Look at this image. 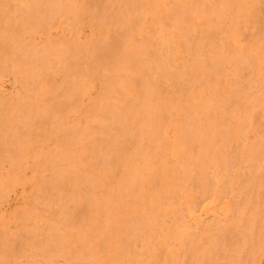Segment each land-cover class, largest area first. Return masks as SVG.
Instances as JSON below:
<instances>
[{
	"label": "rangeland",
	"instance_id": "rangeland-1",
	"mask_svg": "<svg viewBox=\"0 0 264 264\" xmlns=\"http://www.w3.org/2000/svg\"><path fill=\"white\" fill-rule=\"evenodd\" d=\"M59 1L61 2V4L58 5V3H60ZM63 1H64V3H63ZM69 1H70L69 2L70 5H67L68 4V0L66 2H65V0H57L56 2H55V0H50V1L49 0H0V117H2V115L4 117V118L0 119L1 120L0 122H2V123H0V133H1L0 134V140H1L0 141V144H1L0 145V157L3 156V157L0 158V162L2 161V159H3V161H6L8 155L10 156L8 159L12 158V156H11L13 154V151L12 150H15V147L19 146L20 142L21 143H25L26 144L25 147H27L26 149H24V145L25 144L24 145L21 144L20 147H18V149L20 148L22 150H20V149L18 150L16 148L17 151H19V152H17L15 150L14 152L15 153L17 152L18 154L15 155V156L13 155L14 156L13 157L14 159L12 158V160H15L16 163H12V160L11 161L8 160V161H10V163H12V164H10L7 161V163H9L12 166H10V167L7 166L8 164L6 162H4V164H3V161H2V164H1L2 166H0L1 167L0 168L1 169L0 170V173H1L2 177H3V179H4V180L1 179L2 177L0 176V187H1L0 188L1 189V191H0V264H48V263L49 264H61V263L62 264H69V263L70 264H73V261H74V264H78V263L79 264H90V262H91V264H95V263L96 264H98V263L99 264H103V263L105 264V261L108 262V263L110 261L111 264H115L116 262H117V264H121L122 262H123L122 264H134V263L135 264H141V263L142 264H145V263L146 264H154V262L152 260H154L156 264H158V263L159 264H168V263L169 264H178V263L179 264H221V263L222 264H227V263L228 264H232V263L233 264H237V263L238 264H264V155H263L264 154V139H263L264 137H262L264 135L261 134V132L264 131L263 130L264 129V123L260 125V123H262L263 122V119H264V117H263L264 114H261L262 112L264 113V111H263L264 110L263 109V106H264V92H263L264 91V89H263L264 87L263 86L264 85H261L262 82L264 83V80H263L264 79V70H263L264 69V0H220V1L219 0L218 1L217 0H193V1L192 0H184V1L183 0H173L174 2L172 0H169V1L168 0H165V1L164 0L163 1L162 0H159V1H157L158 3L156 2V0H153V1L152 0H140L139 2H138V0H126L129 3V5H127V3H126L125 0H69ZM96 1H97L98 4H95ZM123 1H125L124 2L125 4H121ZM161 1H162V3H161ZM196 1H197V3H194ZM50 2H53V3L55 2V3L53 4V3H50ZM99 2H101V4ZM142 2H143V4H142ZM144 3H145V5H144ZM150 3L152 5L154 3V7L151 6ZM192 3L194 5L197 4L195 6V8H194V5ZM71 4L73 5V7L75 6L74 7L75 10L76 9L78 10V11L76 10L77 14H76L75 10H73V7H72ZM132 4H133V8L131 6ZM184 4H185V6H184ZM189 4H191V6ZM54 5H56V7H54ZM61 5H63V7H61ZM95 5H96V7H95ZM123 5H125V6L123 7ZM164 5H167V6H165V8L170 9L169 10L170 12L168 11L169 14L165 12L166 13L165 15H167L166 17H164L165 16L164 15V10L162 8V7H164ZM198 5H200V6H198ZM69 6H71V7H69ZM106 6H107V8H106ZM121 6L124 8L123 10H125V11H127L129 9L131 11L132 10L134 11V10L137 9V11H140L141 14L139 12L134 13L135 11L133 12L135 14V16L130 11L129 12L127 11V13H126V12H124L122 10V7ZM126 6L129 7V8L127 9ZM136 6H137V8H136ZM174 6H177V9ZM223 6H224V8H223ZM57 7H60L61 10L59 8H57ZM183 7H185L187 10L189 8V11L188 12H191V10H192L191 8H193V10H198L197 13H195V14H198V13L199 14L198 15H195L194 12H193V10H192V12H191L192 13V15H191L192 17L190 18L189 16H190L191 13H188L187 12L188 13L187 14L188 15V19H187L188 21L184 20V21H182L183 22V24H182V22H181L182 18L184 16H187V15H184L183 14V13L186 12L185 11L186 9L185 8L183 9ZM58 9H59V11H58ZM88 9H90V10H88ZM96 9L99 10V11H96ZM152 9H155L153 11V14L155 13L154 14V17L152 16L153 14L151 13ZM171 9H173V11L176 12V14L173 12L175 14V16H174V14L172 15ZM200 9H201V12H203L202 14L199 11ZM141 10L143 12L145 10H147V12H144L145 14H143L141 12ZM82 11H84L85 17L83 16V14H82V16H79L78 15V14H81ZM89 11H91V13ZM100 11H102V12L100 13ZM115 11H117V12L119 11L118 13H121L120 15H122V14L125 13L124 14V18H123V15L122 16H119V14H115V13H117ZM79 12H81V13H79ZM85 13L86 14L88 13L89 15L92 14L95 20L93 19L92 15L89 16L90 17L89 18L88 17V14L86 15ZM138 13H139V15H137ZM113 14L115 15V18L113 17ZM76 15H78V17ZM116 15L119 16V17H122V18H116L117 17ZM131 15L134 16V17H136V16H138V17L135 20V18L133 19V17H131ZM144 15H145V17H142ZM161 15H163V18H165L164 20H162L163 18L161 17ZM176 15L179 16V19H178V17ZM202 15H203V17H202ZM172 16L174 18H172ZM194 16L198 17V19H196V17L193 18ZM79 17L81 18V24L75 25L76 22L77 23H80V20L78 21V20L75 19V18L80 19ZM82 17L84 19H82ZM167 17L168 18L171 17L172 19L170 18V20H169ZM105 18H107V19H105ZM128 18H130V20ZM143 18H145V19H143ZM159 18H160V20H159ZM110 19L111 20L112 19H115V21L114 20L113 21L114 22L117 21L116 23L119 22L118 23V26H117V24L114 25V22L110 21ZM139 19L141 20L140 22H139ZM173 19H175V20H173ZM176 19H178L181 23L178 20L176 21ZM82 20H83V22H82ZM122 20H123V22H122ZM125 20L126 21L128 20L127 21L128 25H126V21ZM134 20H135V23H134ZM165 20L168 21L169 23L166 22ZM201 20H202V22H201ZM62 21H64V22H62ZM65 21H67V22H65ZM106 21L108 23H106ZM124 21H125V24H124ZM136 21H138V22H136ZM74 22H75V24H74ZM175 22H178L177 23V27L175 26L176 25ZM219 22H221V23H219ZM70 23H72L74 26H77V27L73 30L74 26L72 24H70ZM98 23H99V25H98ZM121 23H122L123 26L121 25ZM129 23L131 24V26H130ZM161 23L163 25H161ZM186 23H188V24H186ZM189 23H191V24H189ZM67 24H69V25H67ZM184 24H185V26L183 27ZM113 25H114V28L115 27H117V28L111 29V27H113ZM124 25H126L127 27L126 26L124 27ZM136 25H139L140 27H142V28L139 27V32L140 33L137 31L138 30V26H136ZM171 25L173 26V28L170 29ZM68 26H69V28H68ZM135 26L137 28H135ZM194 27L195 28H198V29H194ZM120 28H121L120 31L122 32V34L125 37L127 36L126 34H128V36L126 38L127 39V42L130 39H132V43H133V41H136L137 42V43H135L136 45L133 43V45H130L131 48L129 47V45L125 49L124 48H118L117 49L118 52L120 50V53H123V54L116 53L117 52V50H116L115 53H111L110 55H107L106 54L105 57L103 56L104 59L101 58V56H102V54L104 52L102 50V47H104L106 45V43L109 42L108 40H110L111 38L114 37V35L116 34V32ZM152 28H155V29L152 30ZM145 29L146 30L149 29V30L146 31ZM175 29H178V30H175ZM112 31H114V32H112ZM143 31H146V34H147L146 37H144V33L145 32L143 33ZM148 31H150V32L152 31V32L149 33ZM173 31L174 32L177 31L179 34H177V32L174 33ZM192 31L194 32V34H193ZM125 32H126V34H125ZM131 32H132V35L130 34ZM108 33L110 35H108ZM98 34H99L100 39H101L100 40V43H102V41L104 40L103 41V44H101L102 46L101 45L99 46L100 48L99 47H96V46H98L100 44L99 43V39H98V41L95 40L98 43H94L95 42L94 39H97L96 37H98ZM154 34H155V36H154ZM185 34H188L189 35V36L186 35L189 40L187 39V37L185 36ZM17 35L18 36L21 35L20 37H22V36L23 37L22 38L18 37L16 39V36ZM101 35H102V37H101ZM133 35H135V36L133 37ZM90 36H91V38H90ZM108 36L109 37L112 36V37L109 38ZM153 36H154V38H152ZM156 36H157V38H155ZM205 36H206V38H205ZM165 37L166 38H169V39H166ZM10 38H11V40H10ZM49 38H50V40H49ZM106 38H109V39H106ZM224 38H225V40H223ZM18 39H21V40L18 41ZM74 39H75V41H74ZM206 39H207V41H206ZM16 40L18 41V43H17ZM47 40H49L48 41V43L50 42L49 44H51V42H53V44H51V45H49V46L46 47V44L48 45V43H46ZM182 40L184 41V43H182L183 42ZM58 41H60L59 44H58ZM69 41L71 43H69ZM76 41H77V43H76L77 48H76V45H75V42ZM88 41L90 43H86L84 45V43L85 42H88ZM123 41H125V38L123 39ZM54 42H56L57 44L54 43ZM78 42H79V44H78ZM174 42H176V43L174 44ZM187 42H190V43H187ZM132 43L130 41L127 44H132ZM141 43H144L143 46H142ZM88 44L89 45L92 44V48H91V45L88 47L87 46ZM224 44H226V45H224ZM52 45H54V47H56V48L63 46V47H61L63 49L60 50L61 48H58L56 50V48L55 49L54 48H50V47H52ZM56 45H58V46H56ZM78 45H80V46H78ZM137 45L141 46L142 48H140L139 46L137 47ZM182 45L183 46L185 45V48L186 49L183 48ZM25 46H26V48H25ZM66 46H69V47L71 46V47L69 48V47H66ZM84 46H86V47H84ZM144 46H145V48L148 49L147 51H145ZM174 46H175V48H174ZM19 47H20V50H19ZM22 47H24V49ZM33 47H34V49L31 50ZM48 47H49V49H48ZM64 47H65V49L67 48L66 51L69 49V52L67 51L68 54H67L66 51H64ZM72 47H73V49H72ZM78 47H79V49H78ZM153 47L155 48L154 50H153ZM89 48H91L92 51ZM132 48L134 49V53L131 52V51H133ZM150 48L153 51H155V52H153L152 50H150ZM224 48H226L225 49L226 52H225ZM38 49H40V50H38ZM54 50H56L57 53ZM58 50L60 52H58ZM83 50H86V51H83ZM98 50H100V51H98ZM219 50L221 52H223L222 53L223 55H226V56H223V57L226 58V63L224 61L225 59L222 62V58L223 57H222V54H221V52ZM30 51H32V52L30 53ZM63 51H64V54H63ZM101 51H103L102 54H101ZM137 51L142 52L143 54H141V53H139ZM157 51H159V53H157ZM182 51H183V53H182ZM34 52H37L38 54H36ZM43 52H45L46 55L43 54ZM46 52L47 53L51 52L50 54L53 53L52 55H54V56L55 55L56 56L58 55L59 57H54L52 55L48 56V54ZM97 52L98 53L100 52L98 54V57H97ZM130 52L132 54H135V57H137V58H135L132 54H131L132 57L130 58L129 57L130 56ZM144 52H147L148 54H146V56H145V53ZM40 53H42V55L44 57L41 58L40 57L41 56ZM78 53H80V54H78ZM95 53H96V55H95ZM188 53H190V54L188 55ZM215 53H217L218 56L220 55L219 56L220 59H219V57ZM23 54H25V55H23ZM31 54H32V56H31ZM76 54H78V55H76ZM113 54L115 55V57H114ZM117 54H119V56H117ZM136 54H138V55H136ZM139 54H140V56H139ZM152 54H153V56H152ZM170 54L172 56H170ZM104 55H105V52H104ZM124 55H127V56L124 57ZM30 56L33 59H35L36 61H33V59ZM34 56H35V58H34ZM45 56L46 57L48 56L47 57L48 59ZM64 56H66L67 58L66 57L64 58ZM83 56L85 57V59H86V56H87V59H88V60L87 59L86 60L84 59L85 64H84V62L82 60L84 58ZM235 56H236V58H235ZM239 56L240 57L242 56L241 57V60H240L241 62L239 61V59H240V58H238ZM95 57H96V59H95ZM133 57L136 60L138 59L139 62H141L140 63L141 66H139L141 68H137L139 63H138V61L136 62L137 65L134 68L135 69H140V71L137 70L136 73H133L135 71H133L132 69H129V67H128V65H129L128 63L130 62V60ZM227 57H229V58L227 59ZM232 57H234V58H232ZM36 58H39V60L41 59L40 60L41 64L38 63V61H37L38 59H36ZM51 58H53V59H51ZM54 58L55 59L57 58V59H60V60L53 61V60H55ZM79 58L81 59V61H80ZM105 58H106V61H105ZM107 58H108V60H107ZM115 58H117V59H115ZM167 58L171 61L172 67L175 69V70L173 69L174 70V73L177 74L176 76H174V78L169 79L168 80L169 82L167 81L168 84L170 83L172 85V86H170V88H171L170 90L172 91L171 92L172 94L170 93V95H171L170 98L171 97L172 98L168 100V103H169L168 106H169V108L167 110L168 113H166V114H168L166 116V120H168V118H169V120L172 121V123H169V124H171V126H169V124H167V126H166V124L165 125H161L160 124L158 126V130L156 129V131L154 133H152L151 131H149L150 130V128H149L150 126H148L149 125V119H150L151 116H153L155 110L157 111V109H156L157 107H158V110L160 109V111L162 113V109H161L162 106H159L157 104L160 103V105H163V101L162 102L160 101V98L158 97V94L160 93L161 96H162L164 93H167V90L168 89L166 88V85H168V84H165L166 81H163V79L161 78L162 76L160 75V73L162 74V72L157 71L159 68L157 69V67H154L155 70H153V69H150L149 70V67L150 68H153L149 64L152 65V64H155L156 63V60H157V63H158V60L160 62L161 59L163 61L164 59L167 60ZM191 58H192V60H191ZM237 58H238V60H237ZM46 59L48 60V62H47ZM61 59H63V60H61ZM74 59H75V61L78 64L74 61ZM76 59H78V60H76ZM128 59H129V61H127ZM148 59L149 60L152 59L151 61L154 62V63H152ZM231 59L233 60V62L231 61ZM69 60H71V62ZM123 60L124 61L126 60V63ZM172 60H174V61H172ZM227 60H229L228 61L229 64L227 63ZM29 61L30 62L33 61V62H31L32 64L30 63V65H29ZM66 61H68V63L70 62L69 64L67 63V65H69V67L65 64ZM119 61H121V62H119ZM242 61L243 62L245 61V62L243 63ZM21 62L23 64H20ZM35 62H37V63H35ZM51 62L54 65H52ZM53 62H55V63H53ZM56 62H59L60 64H57ZM100 62H101V64H98ZM111 62L113 63L114 66H117L116 68H119L120 67L119 68L120 71L122 70L123 72L122 71L121 72L120 71L118 72L119 69L116 70V68L114 66H112V63ZM123 62H124V65L127 66L126 68H128V70L127 69H124L125 66L122 65ZM261 62H262V64H261ZM109 63H111V65ZM145 63L146 64L148 63V64L146 65ZM219 63H223V66H221L222 64L221 65H218ZM242 63H243V65H241ZM258 63H260L261 66L263 65V67L259 66V68H261V69H258V66L257 65H260ZM34 64L35 65L36 64L37 65L40 64L39 68L37 67V65L35 66ZM46 64H47V66L49 65L47 67L48 70L47 69L46 70L49 71L51 69L48 73H47L46 70H44V68H46ZM55 64H56V66H55ZM81 64H83V66ZM104 64L106 66L107 65L108 66L106 67ZM239 64H240V66H239ZM19 65H22V66L20 67ZM31 65L33 66L32 67V69H33L32 72H31L32 69H30L31 68L30 67ZM41 65H44L45 67L43 66L44 68H41L42 67ZM51 65L53 67H55L56 69L53 68V67H51ZM57 65H58V67H57ZM78 65H79L80 68L79 67L77 68ZM97 65H99V67ZM100 65H101V68H100ZM235 65L236 66H239L238 68H240V67H243V68L242 69L241 68L240 69H237V67ZM255 65H256L257 69L259 70V71L257 70L258 72L256 70H254V69H256L255 68ZM93 66H94L95 69L93 68ZM96 66H97V68H96ZM233 66H235L236 68L233 67ZM49 67H51V68L49 69ZM64 67L68 68V69H65V73H63ZM73 67H74V69H73ZM90 67H91V69L93 68L92 71H91ZM20 68H22L23 70L21 69L20 71H18ZM25 68L28 69V70H26ZM16 69H17V71H16ZM36 69L41 70V71H38L39 73L34 72V71H37ZM53 69L55 70V73H54V70ZM97 69L99 71H101V72H99ZM141 69H143L145 71H143V70L141 71ZM196 69H199V70H196ZM235 69H237V70H235ZM73 70H75V71H73ZM114 70L117 71L116 72L117 74L114 73L115 72ZM201 70H202V72H200ZM23 71L24 72L27 71V72L24 73ZM43 71H44V73H43ZM72 71L74 73L73 76L75 77L74 80L77 78V81L79 79V80H81V82L80 81L76 82V80H75L76 84H75V82L73 84V80L71 79V78H73V76L71 77V74H73ZM77 71H79V72L81 71V77L85 73L82 78L80 76H78V72ZM107 71L110 74L114 73V75H111L110 76V74ZM124 71H125V73H124ZM128 71H130V75L126 74V72L128 73ZM138 71H139V73H138ZM155 71H157L158 73H155ZM179 71H182V73L180 74ZM22 72H23V74H22ZM30 72H31V74L29 75ZM50 72H51V74H50ZM67 72H68V74L70 72V74L68 75ZM147 72H149V73H147ZM150 72H151V74H150ZM193 72H195V73H193ZM203 72H204V74H203ZM250 72L252 74H254L255 76L252 75ZM254 72H256V73H254ZM18 73H20V75L22 74V76L20 77L18 75ZM35 73H37V75ZM40 73H42L43 75L46 74V75H44L45 77H42L43 75L40 74ZM75 73H76V76H75ZM106 73L109 75V77L107 76ZM192 73L194 75H196V77L194 75H192ZM219 73H222L221 74L222 76ZM260 73H261L262 76L260 75ZM38 74H39V77H38ZM48 74L51 77V79H50V77L48 76V79L49 80L46 78V76ZM62 74H63V76H62ZM66 74L68 75L67 78H66ZM118 74H119L120 77H123L125 75H127V76L125 77V79H124V77L123 78H119V76L117 78L116 75H118ZM157 74H158V77H157ZM256 74H258V75L261 76V78L259 79L260 81L258 80V77L259 76L256 75ZM27 75H28V77H27ZM40 75H41V77H40ZM93 75H94V77H92ZM121 75H123V76H121ZM131 75H134V76H132L133 79H132ZM135 75H137V76L140 75V76H138V77L136 76V78H135ZM148 75L150 77H148ZM185 75H186L187 78H185ZM141 76H142V78H144V76H146L145 77V81H147L146 78L147 79L149 78L148 81L151 82L150 84L153 83V85H150L148 82H145L144 79L142 80V78H140ZM159 76H160V78H159ZM191 76L194 77V78L193 79L190 78ZM62 77H63V80H62ZM69 77H70V79H68ZM19 78L22 79L23 81L20 80L21 81L20 82L19 81ZM35 78L36 79L40 78L39 79V82ZM89 78H91V79H89ZM126 78H127V80H126ZM200 78H202V79L204 78V79L201 80ZM44 79H47V81H45ZM111 79H113V80H111ZM188 79H190V80H188ZM254 79H255V81H258V83L260 84V86H259L258 83L256 85V83L254 82ZM64 80H65V82L67 80V82L71 84V85L69 84L70 87L68 86V83L67 82H66L67 85H65ZM103 80H105V81L108 80V82H110L112 85L110 83H108V82H105V81L102 82ZM156 80H160L158 82L159 84H157V81ZM171 80H173V81H171ZM184 80H185V82H184ZM197 80H198V82H197ZM250 80H252L251 82H254L255 83L257 89H256L255 85H253L254 83L251 84L249 82ZM84 81H85V85H87V88L83 84ZM113 81H115V82L117 81V83H118V81L119 82L122 81L121 84H120V87L122 86L124 88V90L121 89V88H119V87H117V83H114ZM129 81H130V83H129ZM137 81L140 82V83L143 82L145 84L142 83L139 86L140 83H138ZM192 81H193V83L195 85L192 83ZM43 82H44V84L42 85L41 83H43ZM60 82H62V83L60 84ZM124 82H126V83H124ZM188 82H189V84H188ZM247 82H249L250 85H251L250 86L248 84L249 85L248 88H253V87H255V88H253L252 90L251 89L250 90L249 89L247 90L246 89V87H247V84L246 83ZM103 83H106L107 85L106 84L104 85ZM154 83L157 85V87H155ZM197 83H198V85H197ZM147 84H149V85H147ZM245 84H246V86H245ZM61 85H63V86L65 85V86L63 87ZM79 85L80 86H83L84 89H82V87L79 88ZM132 85H133V87H132ZM23 86H24V88H23ZM118 86H119V83H118ZM258 86H259V88H261V86H262V88L259 89ZM26 87H27V89H25ZM67 87H69V88H67ZM90 87H91V89H90ZM112 87H114V89H112ZM46 88H48L49 90L51 89V90L49 91ZM60 88H63V92L64 93H66V91L69 89V91L67 92V96H66L65 99H64V97H62V94L63 93H62V89H60ZM72 88H74V89H72ZM108 88H110V89H108ZM193 88L195 90H197V91L193 90ZM241 88H243V89H241ZM174 89H175V91H174ZM225 89H226V91H225ZM38 90H39V92H38ZM45 90H46V92H44ZM52 90H53V96L52 95H49V94H52V92H51ZM114 90H115V93H114ZM122 90H123V93H122ZM189 90H191V91H189ZM218 90H220V91H218ZM261 90H262V93H261ZM25 91H27L26 94L28 96L20 97V95L22 93H24ZM48 91L51 92V93H49ZM107 91H108V93H106ZM109 91H111V92H109ZM213 91H215V92H213ZM230 91H231L232 94H230ZM255 91L260 92V93H255ZM130 92H132V93H130ZM155 92L156 93L158 92V93L155 94ZM194 92H198V93H194ZM251 92L254 94V97H256V99H257V101H256V99L254 98L253 104L257 105L259 103L258 106H255V105H253L250 102L251 99H253V96H252V93ZM44 93L45 94L47 93V94L46 95H42ZM116 93H117V95H116ZM190 93H191V95L193 97H191ZM218 93H219V95H218ZM26 94H23V95H26ZM38 94H39V96H38ZM58 94H60V95H58ZM120 94H121V97H120ZM207 94L208 95L211 94V95L208 96ZM257 94L260 97L257 98V96H258ZM23 95H21V96H23ZM65 95L66 94H64V96ZM69 95H70V98H69ZM105 95H106V97H105ZM149 95L152 96V97H149ZM156 95H157L159 101L157 100ZM195 95H196V97H195ZM212 95H214V96H212ZM261 95H263L262 96L263 98L261 97ZM37 96L39 98H40V96L41 97L43 96V97L40 98L41 100L40 99L37 100L38 99ZM44 96H45V98H44ZM72 96H73V98H71ZM82 96H83V98H82ZM108 96H109V98L111 97V100L108 99ZM142 96H143V98H142ZM18 97H20L21 99H17ZM48 97H50L51 99H53V98L56 99V97H58V99L59 98L61 99V97H62L63 99H61V102H63V104L62 105L60 104L61 103V102H59L60 99H59L58 102L54 99L56 105H55V103L54 104L52 103L53 104L52 105L51 103H48L47 102V99H50ZM101 97H102V99H101ZM114 97H115V99H113ZM205 97H209L210 100L208 98L207 99H208V101H211V102L207 103ZM214 97H216V99ZM24 98L26 100H24ZM28 98H29V100H28ZM43 98L45 99L44 101L46 103H48L47 106L45 105L46 103H44L42 101ZM67 98H69L70 101ZM74 98H75V103L73 102V99ZM91 98L93 100H91ZM119 98L120 99L122 98V100H120ZM123 98L126 99V101H125L126 103H124V101H123L124 99ZM149 98H150V100H149ZM154 98H156V99H154ZM196 98H199V99H196ZM249 98H251L250 101H249ZM51 99H50L49 102H52ZM99 99H101L102 101L101 100L99 101ZM106 99L109 100V101L108 102L107 101L105 102ZM202 99L203 100L205 99L204 102H206L205 104H208V105L204 106L203 105L204 103H203V100ZM258 99H259V102H258ZM18 100H21V102H23V103H21V102L19 103L18 102L19 104H17V101ZM35 100L40 101V102H37L36 101L37 102L36 103ZM64 100L66 102L65 104H67V105L69 104L70 106L69 105L68 106L66 105V107H65ZM95 100L98 101V102H95ZM156 100H157V102H156ZM198 100H200L199 101L200 106L201 105L203 106L202 109L203 110L205 109V113L202 112L203 111L201 109L202 106L200 107L199 106V103L196 102ZM25 101H28L29 104H28V102H25ZM90 101L93 104H90ZM132 101L135 102L137 104V106H135L136 105L135 103L133 104L134 105L133 106L132 105V103H133ZM188 101H190V102H188ZM254 101L257 102V104L254 103ZM30 102H31V104H30ZM42 102L44 103L43 105H42ZM77 102H78V104H77ZM152 102H154L155 104L154 103L151 104ZM187 102H188V104H187ZM35 103H36V105H35ZM58 103H59V105H61L60 107H58ZM70 103L73 104V105H76V106H73ZM108 103H110L109 106H108ZM210 103L212 105H210ZM248 103L251 104V105H253V106H255V107H257V108L254 109V107H253L252 110H251L250 109L251 108L250 107L251 105L249 106ZM1 104H3V105H1ZM15 104H17L19 106L15 105ZM94 104H96V106ZM148 104H150V106ZM189 104H190V106H189ZM12 105L14 106V108H17V109L14 110V108L12 107L13 110L10 111L9 110V107L11 109V106ZM25 105L28 106L29 111H27V106H25ZM33 105H35V107ZM78 105L81 106V107H79ZM92 105L95 106V108H97V110L94 109L92 107ZM102 105L104 107L106 106L105 109H104V107H102ZM195 105H197V107ZM209 105H210V107H208ZM15 106H17V107H15ZM29 106H32L33 107L34 112L39 107L41 108V106L42 107L45 106V108L43 107L44 109L41 108L42 111L45 110L46 113L49 111L50 114L47 113L46 115L49 114L48 116H51L53 118L56 117L55 116V113L58 115L60 111L61 112L63 111V112L61 114L62 116L59 115V117L57 116L54 119L53 118L51 119V117H49L50 118V120H49L48 116H46L47 118H45V116H44L45 113L44 112H41V110L39 112V109L40 108L37 110L38 113H41L42 114V115H39L40 117L38 115H35L34 116V114L36 112L32 115V111L33 110H31L32 107L30 108ZM55 106H56V108H55ZM71 106H73L72 109H70ZM130 106L135 107V108H131ZM57 107H58V110H57ZM74 107H76V108L73 109ZM89 107H91V108H89ZM187 107L190 108V109H188ZM34 108H36V109H34ZM50 108H51V110H49ZM60 108H61V110L59 111ZM193 108L196 109V110L195 111L192 110ZM247 108H249V111H251L250 112L251 115L249 114V111H247ZM5 109H7V110L4 111ZM19 109L21 111L22 110H24V111L21 112ZM52 109H54L53 110L54 111V116L52 114L53 113ZM69 109L70 110H76L77 112L75 111V113L73 114L72 112H74V111H70ZM178 109H180V110H178ZM198 109L200 111H198ZM16 110L18 111V113H14V112H17ZM30 110H31V112H30ZM258 110H261L260 111L261 113ZM7 111H9V113L10 112L11 113L13 112L12 114H15L16 116L15 115L11 116V113L10 114L9 113H6ZM25 111L28 112V116H29V113H30V118L27 116V114H25ZM56 111H59V112H56ZM99 111H101V112H99ZM245 111H247L248 113L245 112ZM19 112H21L22 114L19 113ZM66 112L68 114L71 113L70 116L69 115H66ZM95 112H96V114H94ZM157 112H159V111H157ZM199 112H201L202 114L199 113ZM4 113L7 114V116H4L5 115ZM23 113L25 115H23ZM127 113H129V115ZM134 113H135V116H134ZM143 113H145V114H143ZM196 113H197L198 116L196 115ZM258 113L260 114V117H259ZM91 114H92V116H91ZM118 114H119V116H118ZM246 114L247 115L249 114V115L248 116H245ZM183 115H185L184 118H182ZM199 115H200V117H199ZM202 115L205 116L206 118L203 117ZM253 115L255 117H253ZM24 116H25V119H24ZM66 116L67 117L69 116L70 118H67L66 121L62 120L63 118L66 119ZM71 116H72V118H71ZM8 117H10L9 120H11V118H12L13 123L17 121L16 123L13 124L14 127L13 126L11 127V128H13L12 129L13 131L11 130L10 127L7 126L9 123L12 125V121H9V120L7 121V118ZM18 117L20 119H21V117H23V118L20 121V119ZM32 117L35 118V120H32L31 121V118ZM37 117L40 118V119H38V121H36V118ZM249 117H253V118H251V120H250ZM5 118H6V120H5ZM41 118H43L44 120L43 119L41 120ZM57 118L60 121H57ZM200 118H203V119L201 120ZM204 118L206 119V121L204 120ZM257 118H259V119L257 120ZM14 120H16V121H14ZM28 120L31 122L32 126H31V124L29 123ZM51 120L54 121V122L57 121L59 127H58L57 123H54ZM6 121H7L8 124L3 123V122H6ZM22 121L23 122L26 121V122L23 124ZM33 121L35 123L37 122V124H36L37 126L36 127L39 128L38 129V131L40 130L39 132H37L36 129H34L35 128V123H32ZM62 121H63V123H62ZM85 121H87V122H85ZM192 121H194V122L192 123ZM65 122H68L69 123V124L66 123V125H69L70 126V129L72 131L71 130L68 131L69 130L68 129L69 126L67 127V130H66V126H64V128H65L64 129V133L65 134H64L63 131H61V130H63L62 125ZM83 122H85V123L83 124ZM137 122H138V124H137ZM203 122H204V124H203ZM255 122H256V124L258 123L259 126L258 125H253V123L255 124ZM26 123H28V124L26 125ZM42 123H43V127L45 126L43 131L46 132V133L41 132V130H42ZM51 123H52V125H51ZM53 123L57 126L56 129L59 128L58 130H55V128H54L55 125ZM59 123H62V124L60 125ZM17 124H19L18 126H20L21 129H20V127H17ZM48 124H49L48 128H50V129H47V125ZM174 125H178L180 128H182V130H184V132H186V134L185 133L183 134L184 135V138H185V141H186L185 144H184V146L185 145L186 146L185 147L183 146L182 147L183 149L180 148L181 154H178L179 155L177 157L178 159L177 158L174 159L173 156L171 155V152L173 153V149H171L170 147H167L168 146L167 144H169V143L171 144L175 140V138H173V137L176 136L175 135L176 134V130H175ZM191 125H193V126L195 125V126L193 127ZM60 126L62 127V129H61ZM81 126H83V127H81ZM141 126H143L146 129L144 131V134H143L144 136L142 135L139 138V140L137 139V141L136 140H134V141H128V137H126V136L128 134H130V132L133 133L132 130H134L135 128L141 127ZM162 126H163L164 129L162 128ZM189 126L190 127H193V128H190ZM198 126L200 128H202L203 130L197 129ZM29 127H31V128H29ZM52 127L54 129L51 130ZM71 127L73 129H75V130H73ZM80 127H81V129L82 128L83 129L81 130ZM262 127H263V129H262ZM16 128H17L18 131L15 130ZM2 129H6V131H7L8 134L6 133V131L4 132V130H2ZM22 129H23V132L24 133L21 132ZM46 129L48 131H46ZM78 129H80V130H78ZM89 129L92 130V131H90ZM165 129H166V131H165ZM191 129H193L194 131L193 130L191 131ZM10 130H11V132H10ZM19 130H21V131H19ZM50 130H51V133L50 134H54V133L57 132V134L59 135V137L57 136V134H55V136H57V137H54V135L53 136H50V134H48V132H50ZM58 131L60 133H58ZM79 131H81V132H79ZM126 131H128V132H126ZM259 131H261V132L259 133ZM17 132H19L21 134L17 135L18 134ZM66 132L67 133L69 132V134L71 132H74V133H71L70 135L75 134V135H72V136H74L73 137V139H74L73 142L74 143L76 142V144H78L77 147H75L76 144H74V143H73V146L74 147L72 146V143H71L72 142L71 141L72 139L70 140V138H69V137H72V136H69V134H67ZM75 132L78 133V134H76ZM191 132H193V133H191ZM22 133H23V135H22ZM26 133L29 134V137L26 136L27 138L26 139H23V138H25L24 136H25ZM79 133L82 135V137H80L81 135H79ZM196 133H197V136H196ZM3 134H4V137L2 136ZM15 134H16V136H15ZM46 134H48V135H46ZM5 135H6V137H5ZM45 135L48 136V137H45ZM194 135H195V137H194ZM17 136H20V137H18V138H20V140L16 139ZM62 136H65L67 139H65ZM147 136H148V138H147ZM151 136L153 137L152 141L153 142L155 141L154 143H155V145L158 144V147L155 146L153 144V142H151ZM11 137H13L14 140ZM33 137H35L34 140L37 141L36 146L34 144V141L31 142L32 141L31 138H33ZM42 137H44L45 139L42 138ZM51 137L53 138V140L51 139ZM60 137H62V138H60ZM28 138H29V140H28ZM46 138L47 139L49 138V139L47 140ZM83 138H84V140H83ZM9 139L10 140L12 139L14 142L10 141ZM92 139H93V141H91ZM171 139H172V141H171ZM17 140H18L19 143L17 142ZM25 140H26V142H27V140L29 141V142H27L29 146H27V143L24 142ZM38 140L41 141L40 142V147L37 145V144H39L38 143ZM54 140H55V142H54ZM64 140H68L71 145L69 146V142L67 143V141L64 143ZM253 140H254V142H253ZM15 141H16L17 144L15 143ZM50 141H52V142H50ZM61 141H62V145H61ZM165 141H167V142H165ZM193 141H194V143L195 142L196 143L195 144L192 143ZM197 141H199V144H198ZM3 142L6 144L7 147H8V145H11V144L15 143V144L11 145V148H13L12 146H14V149H11L9 147L7 148L5 146V144H3ZM56 142L60 143V145L58 143L56 145L55 144ZM80 142H81L82 145H80ZM92 142L93 143L95 142V143L93 144ZM107 142H109V143H107ZM119 142L120 143L122 142V143L119 144ZM126 142H129V144H127ZM138 142L140 143V145L141 144L142 145L140 146ZM207 142H208V145L209 146L206 145ZM257 142H259V143L257 144ZM30 143H32V145ZM161 143H163V144L166 143V144L163 145V146H161L162 145ZM203 143H204V145H203ZM53 144H55V146H53ZM88 144H90V146H88ZM123 144H125V145H123ZM126 144H127V146H126ZM143 144H146L147 148L146 147H143L144 146ZM15 145H17V146H15ZM95 145H97V146H95ZM101 145H102V147H101ZM159 145L161 146V149L159 148ZM199 145L200 146L203 145V150H201L202 148ZM210 145H211V147H210ZM244 145L246 147H244ZM52 146L55 147V148L53 149ZM81 146H82V148H81ZM112 146H113V148H114V146H116L117 148L115 147V149H118V146H119L120 147L119 151L120 150L124 151V149H125V151L123 152V155H122L123 156L122 157V160L123 161H121V163L119 165L113 166V167L109 163V156H107V153L109 154V151L112 148ZM164 146H165V148H164ZM196 146L198 147V149H196ZM33 147H35V148H33ZM37 147H39L40 150ZM90 147L92 148V150H91ZM247 147L248 148L252 147V150L250 148V152H249V149ZM258 147H261V148H259L261 151H259V149L257 150ZM5 148H6V150H5ZM32 148H33V150L34 149L35 150L34 151L33 150L31 151ZM75 148H77V149L80 148V149L77 150L78 151L77 152ZM113 148L111 149V151L112 150H115ZM163 148H164V150H163ZM204 148H205V150H204ZM244 148L246 149V151L244 150ZM36 149L39 150L41 153H42V151L44 153H42V155H41V153H39V151H37ZM51 149L54 150V152H57V153L60 152V153H58L60 155L62 153L64 156L63 155L59 156V155L53 154L54 152H52ZM70 149H71V152L72 151L75 152V153L74 152L72 153L73 155L70 154L71 153L69 151ZM81 149H83V150H81ZM87 149H88V152L89 153L86 152ZM152 149H154V151ZM187 149H189V152H188ZM3 150H4V154H3ZM10 150H11V152H10ZM94 150H95V152H94ZM148 150H150V151H148ZM165 150H166V155H165ZM7 151L9 152V154H8ZM22 151H23V153H22ZM50 151H51V154L49 153ZM79 151H81L82 153L79 152ZM84 151L86 152L85 155H84ZM132 151H134V153ZM204 151H206V152H204ZM31 152H32V154H33L34 157L32 156ZM33 152L34 153L36 152V153L34 154ZM169 152H170V155L172 156L173 159L171 157L169 158V156H170L169 155ZM185 152H187V155H183V154H185ZM244 152H245V154H244ZM256 152L259 153V154L261 153V154L259 155ZM10 153H11V155H10ZM20 153H21V155H20ZM64 153H67V154L69 153L68 154V157ZM79 153H80V155H79ZM99 153H100L101 156L99 155ZM203 153H207V154H203ZM6 154H8V155H6ZM26 154H27L28 157L27 156L25 157ZM39 154H40V156H39ZM43 154L45 156V159L47 158L46 160H48L49 158H50L49 160H51V159L52 160L51 161L48 160L49 162L46 161V160H44V159L42 160V158L44 157ZM247 154H250V156H252V154H253V156H252L253 158H251L252 159L251 162H249V160H251V159H250V156L247 155ZM54 155H55V157H54ZM75 155H77V157H75V158H78L81 161H79V160L77 161V159H73L74 158L73 156H75ZM138 155H140L141 158H142V159H140L141 163L139 162V159L138 158L140 156H138ZM147 155H149V156H147ZM35 156L36 157L39 156V159H38V157L35 158ZM47 156H49V157H47ZM80 156H82V157H80ZM104 156H105V159L106 160L104 159ZM145 156H147L146 158L149 157L148 159H150V160H147L145 158ZM167 156H168L167 159H169V160H166V157ZM194 156L197 159H195ZM207 156H209V157L207 158ZM246 156H249V157H246ZM16 157L18 159H16ZM22 157H23L22 160H25V161H22L20 159ZM62 157L65 158L67 160V162H66L65 159L63 160ZM91 157H92V159H91ZM134 158H135V160L136 159H138V160H136V162H134ZM143 158H144L145 161H147L148 164H146V162H144ZM19 159H20L21 162L18 163ZM93 159L94 160L96 159L95 162L96 161L97 162L99 161V163H94ZM184 159H186V160H184ZM83 160L86 161V162H83ZM158 160L162 161L163 163L165 162L166 164H168V165H166V166H168V169H172V172L171 173L173 174L174 180H175V182L173 184H175V186H176L177 183H178V181H179L178 185L176 186L178 189L176 187H174V185L172 183H171V187L169 185V188H168V187H166L168 185L167 182H166L167 184L164 185L163 182L159 178H156L161 173V172H159L160 171V167H159V165H157L160 162ZM34 161H36L37 163H35ZM148 161L152 164V166L150 165V163ZM181 161H183V162H181ZM47 162L49 163V166L51 164V168H53L54 165L52 163H54V162H57V164L56 163H54V164H56L58 166L55 165L56 167L54 166V168H53L54 170H52L48 166V170L50 169L49 172L47 170L42 171V168L43 167H45L44 169L47 168V165H48ZM62 162L65 163L66 166H64L65 164H62ZM170 162L172 163V165H171ZM21 163H22V166H23V164L26 163V165H24L25 167L24 166L22 167L20 165ZM73 163L74 164L77 163L78 165H76V164L74 165ZM86 163H88V164H86ZM16 164H18L19 168H18V166ZM35 164H38V167H36L37 165H35ZM42 164L44 166H42ZM60 164H62L63 166L60 165ZM79 164H80V166H79ZM122 164H123V167L125 169L123 167H121ZM169 164H170V168H169ZM181 164H182V166H181ZM185 164H187V165H185ZM99 165H100V167L102 166L100 169H99ZM103 165H105V166L107 165L106 168L103 167ZM108 165H110V166L108 167ZM13 166H16V167H13ZM34 166H35V168L37 170L34 168ZM77 166H79V167H77ZM118 166H120V167H118ZM153 166L157 167L156 168L157 169L156 171L155 170L153 171V169H155V167L153 168ZM199 166H201V167H199ZM8 167H9V169H8ZM11 167H13L15 169L13 170V168H11ZM20 167H22L21 168L22 169L21 172H20V170H21ZM39 167L41 168V172L39 171L41 173L40 175L43 177L44 180H40L42 177L40 178L39 173H37L38 170H40ZM116 167L118 169L120 168V170L118 171L117 169H115ZM56 168H60V169H56ZM102 168H105L106 170L105 169H102ZM122 168L124 169V171L123 170L121 171ZM146 168L150 172H148V170H146ZM7 169H8L9 172L7 171ZM17 169L19 170V172L17 171ZM90 169H92L91 172H89ZM10 170H13L12 173L13 172L16 173V176H15L14 173H13V175L16 177L17 183L15 182V177H13V176L10 177V175L12 174ZM56 170H57L56 175H53V171H54V174H55V171ZM58 170H59V173H61V176H59V174H57L58 173ZM103 170H104V172H103ZM130 170H131V172H130ZM105 171H106V173H105ZM115 171H116L117 174L115 173ZM134 171H138L136 173H140V175H137L136 174L135 177H134V175H131L130 173L133 174ZM197 171H200V172H198V174L196 176V173L195 172H197ZM201 171H203L202 173H204V172L206 173V174L204 173L205 175L202 174L203 175V178H204V179L202 178V180L199 177V175L201 174ZM7 172H8V174L9 173H11V174H9V176H8ZM33 172H36L37 174H35V173L33 174ZM43 172H45V173H43ZM80 172H82V173H80ZM85 172H87L89 175H87ZM92 172H93V175H95L94 177L91 176L92 175ZM158 172H159V174H158ZM17 173H22V174L20 175V174H17ZM101 173L102 174L105 173L107 175L109 174L110 178H109V176H106V177L103 176L105 174L102 175ZM126 173H128V176L126 175ZM177 173H179V174H177ZM32 174L34 175V177L32 176ZM42 174H44V175H42ZM97 174H99V176ZM141 174H142V176H141ZM186 174L188 176H186ZM37 175H38V177H37ZM45 175L48 176V177L46 178ZM129 175H130V177L133 176V178H136L138 176L139 179H141V178H143V179L144 178H148V177H144L145 175L146 176H150L149 177L150 180L148 181V183H150V184H148L147 182H145V185H143L145 191L144 192H141L142 191L141 186L139 188V185L138 184H136L137 186L136 185H130L129 184V182H128ZM23 176H24V179H23ZM51 176H55V177H52L51 178ZM89 176H91V177L89 178ZM20 177L22 179H20ZM66 177H70L72 179V182L70 183V185H68V183L65 182L66 181L65 180ZM84 177H85V179H84ZM98 177H100L101 179H99ZM10 178H12V182H14V183L10 182L11 181ZM48 178H50L51 180H49ZM54 178H56V180H59L60 183L59 182H56V180ZM97 178L100 180V181H98L99 183L96 182V179ZM6 179L8 181H6ZM19 179L22 180V181H19ZM37 179H39V180H37ZM194 179H196L197 182H196V180L194 182ZM206 179H209V180L206 181V183H205V180ZM240 179H242L243 182ZM62 180L64 182H62ZM93 180H95V182ZM106 180H109V181H106ZM124 180H126V181H124ZM155 180H157V182ZM244 180H245V182H247V181L249 182V183H246L248 185L245 184ZM249 180H251V182ZM37 181H39V183H41V185L39 184V186H41L40 188L43 191L40 190V188L38 187V185H36V184H38ZM43 181H45V184L47 182V184L45 185ZM101 181H103V182H101ZM110 181L111 182L113 181L112 184H110L111 183ZM198 181H202L203 185L200 184V183H198ZM239 181H241L242 183L239 182ZM7 182H9V184ZM87 182H88V184H87ZM91 182L93 183V185H91L92 184ZM104 182L106 184H104ZM122 182H123V184H122ZM160 182L162 183V185H160L161 184ZM1 183H2L3 186L1 185ZM57 183L60 186H58ZM100 183H102V185H100ZM5 184L8 187H5L6 186ZM52 184H54V185H52ZM77 184H78V187H76ZM179 184H180L181 187L179 186ZM49 185H52L53 187L52 186H49ZM67 185L70 186V187H68ZM105 185H107L108 187L105 186ZM113 185L114 186L116 185V186L114 187ZM163 185L165 187H162ZM222 185H225V186L224 187H221ZM56 186H58V188ZM82 186H83V188H82ZM89 186H93L96 190L93 187H90L89 188ZM112 186H113V188H112ZM118 186H119V188L122 187V189H119L118 188V190H117L116 188ZM127 186L131 187V190L129 189V187L127 188ZM158 186L161 187V188L159 189ZM64 187H65V189H64ZM99 187H101V188H99ZM247 187L249 188V192L250 193H248ZM54 188H55V190H54ZM66 188H68L67 189L68 191L66 190ZM74 188H77V189H74ZM105 188H109V189L106 190ZM163 188H165L166 190H163ZM205 188H207V190H205ZM221 188H223V189H221ZM244 188H246V189H244ZM34 189L37 190V192ZM48 189H50V190H48ZM123 189L126 190V192L129 191L130 194H127L126 193L124 195L122 193V190ZM175 189L176 190H179L178 191L179 194H178V192H174ZM220 189H221V191H220ZM62 190H63V192H62ZM77 190H78V192L75 193ZM105 190H106V192H105ZM113 190H115V191L117 190L118 191V192L116 191L118 193L117 196L120 195V198L121 199L122 198L124 199V198L127 197L126 200H123L122 199L123 200L122 201L119 198V196H118V198L121 201V202L118 203V198H117L116 195H114L116 192L115 191L114 192H111ZM124 190H123V192H124ZM133 190H134V192L131 193V191H133ZM148 190H150V192H152V193H150ZM60 191H61V193H60ZM90 191L94 195V197H91L92 199L89 201L90 202L89 206H91V203H92L91 201H93V198H96L97 197L95 201H98V200L102 201V207H101L102 209L99 210L96 207V204H95L96 202L95 201H93V204L91 206V209L93 211L90 209L89 206H87V205L84 204L85 201H83V199H81V198H83V197L85 198L86 196L87 197L88 196H91V193L90 194L88 193ZM43 192H45V193L47 192L46 193L47 195H49L50 192H51V194L48 196V198L51 197V199L52 198L54 199L56 197L55 198L56 201L55 200L54 201L57 203V205H59V207H52L54 205L56 206V204L54 203L53 199L51 200V199H48L47 197H44L45 193H43ZM93 192H95V193H93ZM96 192H98L99 194L97 193V195H96ZM147 192H148V194H143L142 195V193H147ZM171 192H172V195H174V196L171 195ZM119 193H121V194H119ZM104 194L108 195V197L109 196H112L113 198L112 197H110V198L112 199V201L114 202V205H116V206H114L113 203L112 204L109 203L110 200H108V199H110V198H108ZM38 195L40 196V198H38L39 197ZM61 195H63V196L61 197ZM74 196L76 197V200H75V197ZM81 196H83V197H81ZM104 196H106L108 199L106 197H104ZM136 196H138V198L141 196L144 199H142L140 197V199L137 200V197ZM145 196L146 197L149 196L150 199H152L153 201L150 200L148 197L146 199ZM152 196L155 199H153ZM169 196L171 197V199H170ZM60 197L62 198V200H63V198H65V201H63V203L60 200ZM165 197H168V199L165 198ZM45 198H46V200H44ZM77 198H78L79 201L77 200ZM57 199H59L60 202ZM68 199H71V200L68 201ZM43 200L44 201H47V202L44 203ZM129 200H130V202L132 200V202H131L132 205L129 202H128V204L126 203V201H129ZM148 200H149V202H148ZM175 200H177V201H175ZM80 201H81V205H80ZM103 201H105V203H103ZM106 201H108V202L106 203ZM158 202H161V203H158ZM35 203H37L38 205L35 204ZM123 203H125V205H127V206L129 205L128 207L134 206L135 207L134 208L135 211H139V209H140V211H139L140 214L138 212H131L130 210L133 211V207L129 210L131 213L136 214L137 218H139L140 220L138 219L137 221H139V222L136 221V224H135V219L134 218H131L130 221H132V222H133L132 219H134L133 226H131L132 223L129 222V221H128V223H131V225H128V223H126V225H128V227L129 226L131 228L132 227H137V229L135 230V229L132 228L133 229L132 230L130 228V231H132V232L135 230V232L129 233L130 234V235L128 234L129 236L126 235V236H128L127 238H130V239H126V237L123 238L125 236V234L128 233L126 230H129V228L128 229L126 228V230H124L125 232L123 231L124 232L123 233L124 236L122 238L124 239L123 240L124 243L121 242V239L119 237L118 238L120 240H118L117 238H115V236L118 234V232H117L116 227H114L115 226V222H114L115 221V218H114V216L116 214L114 215L115 211H113V208L115 210L117 207H119V208H117L116 211H119L120 213H118V212H116V213L118 215V218L121 219V216H120L121 213H122V210L121 209H123L124 206H125V205L122 206ZM134 203H135V205H134ZM150 203H152V204H150ZM169 203L171 204V206L169 205ZM44 204H46V205H44ZM48 205H49V207H48ZM82 205L84 206V209H83V206ZM107 205L108 206L111 205L110 208L113 206L112 209H110L109 207L108 208H105ZM117 205H119V206H117ZM145 205H151L152 208H151V206L148 207V206H145ZM158 205L161 206L160 207V210H159V206ZM66 206L68 208H66ZM127 206H125V207H127ZM168 206H169V208H168ZM51 207H52V209L53 208H55V209L56 208H59V209H58V211H56L57 209L56 210H51ZM77 207H79V208H77ZM94 207H95V210H94ZM127 208H124V210H127ZM149 208H151L152 210H150ZM172 208H174V210ZM187 208H188V210H187ZM167 209L168 210L171 209V210L168 211ZM62 210H64V212H62ZM149 210H150V212H149ZM97 211H98L99 214L96 213ZM103 211H105V213H107V215L104 214ZM110 211H112V213H110ZM142 211H144V212L147 211V213H144ZM161 211H162V213H160ZM69 212H70V214H69ZM101 212H102V214H101ZM148 212H149V214H148ZM24 213L26 214V216H25ZM130 214H129V216H130ZM175 214L177 216L176 218H175ZM35 215H37L38 217H35ZM51 215H53V216H51ZM69 215H71V219L72 220H70V216ZM78 215H79L80 218L78 217ZM105 215H106V218H105V221H104L103 218L105 217ZM108 215H110V216H108ZM138 215H139V217H138ZM27 216H29V217H27ZM56 216H58V218ZM88 216H90V217H88ZM101 216H103V217H101ZM134 216L135 215H133V217ZM140 216L143 217V219L146 218V217H147V219L148 218H156L157 217L156 218L157 221L159 220L157 222V223H159V224H157V228H158V226L159 227L160 226L162 227V229H160V230L157 229L156 231H154L156 233V234L154 233L155 235L148 237L149 244H148V242H145V241H147V239L145 240L143 237L145 236V238H147L146 235L148 236V233H149L148 230H152L153 227L147 230L148 233L147 232H144L143 231L144 229L143 230L140 229L139 223L141 225L143 224V221H142L143 219L141 220V217ZM23 217H25V218H23ZM47 217H49V219ZM94 217H97V219L96 218L94 219V221L96 220L95 221L96 224L93 223V218ZM123 217L126 220L127 216H124V214H122V218ZM131 217H132V215H131ZM173 217L175 219H177V220H175ZM31 218H32V220L34 219L36 222L35 221H32ZM40 218H42L44 221L42 219H40ZM54 218H55V220H54ZM91 218H92V222H91ZM161 218H164L165 219V220L162 219V222L165 221V223L163 222L165 225L161 223ZM20 219H25V220H22L21 221ZM106 219H110V220H106ZM19 220L21 222H19ZM28 220H31V221H28ZM85 220H89V222L88 221H85ZM97 220L99 221L98 225H97V222H98ZM112 220H114V221H112ZM53 221H55V222H53ZM62 222H65V223L61 224ZM68 222H70V223H68ZM105 222H107V223H105ZM171 222L173 224H176V225H174L175 227L172 225ZM47 223H49L50 225L47 224ZM73 223H74V226H73ZM88 223H90V224L93 223V224L90 227V224H88ZM69 224H71L72 226L69 225ZM94 224L96 225V228H95V225ZM20 225H22V227ZM26 225L28 226V228H26ZM78 225L81 227V229L83 228V231H81L83 233H80V230L81 229H79L80 227ZM101 225L102 226L104 225V226L102 227ZM177 225H178V227L181 226L182 228L180 227V230H179V228L177 227ZM17 226H18V228L20 230L17 228ZM70 226H71L72 229H70ZM105 227H107V229H108V227H109V229L111 227L112 228L110 230L109 229L107 230V229H105ZM183 227H185L184 230H186V231L182 230ZM90 228L93 229V230H90ZM141 228H142V226H141ZM167 228H168V230H166ZM169 228H171V229H169ZM62 229H63V231H62ZM78 229H79V231H78ZM84 229H85V231H86V229H88L87 232H85ZM115 229H116V231H115ZM153 229H155V228H153ZM28 230H30V231H28ZM67 230L70 233L68 232V234H67ZM177 230H178V232L180 231L179 233L182 234V238H181V235H179V233L176 232ZM17 231H18V233L19 232L20 233L18 234ZM105 231H107V232H105ZM114 231L116 233L115 235L112 234ZM161 231L163 232L164 235L162 234ZM84 232H85V236H84ZM93 232H95V233H93ZM101 232L103 233L102 235L104 237L101 235ZM150 232H152V234H153V230L150 231ZM168 232L171 235L168 234ZM78 233L80 235H78ZM96 233L99 234V235H96ZM143 233L144 234L146 233V235H144ZM188 233L191 236L190 235L188 236ZM64 234L65 235L67 234V235L64 236ZM81 234L83 235L82 237H85L86 239L85 238L84 239H81L82 238L81 237ZM106 234H109V237L112 235V237H110V238L108 237V239H105V242L108 243L109 245L108 244L106 245V243L104 242V238H106L108 236ZM186 234L188 236V237H185L187 240L185 238H183L184 236H186ZM51 235L52 236H55V237L53 238ZM72 235L75 236V238L78 237L77 238L78 240L77 239L76 240L73 239L72 238ZM92 235H93V237L95 236L96 238L95 237L92 238ZM156 235H158V238H157ZM173 235L175 237H173ZM10 236H11V238H10ZM16 236H18V237L16 238ZM43 236H45V238ZM69 236H71L72 241H69V238H70ZM117 236H119V234ZM154 236L156 237V239H155ZM21 237L22 238L24 237V238L21 239ZM40 237H41V239H40ZM61 237L62 238H66L67 237L66 238V241L68 243L64 244L65 239L63 241V239H61ZM163 237H164V239H163ZM168 237H170V239ZM43 238H44V240H42ZM71 238H70V240H71ZM111 238H113V239L115 238L119 242H117V241L115 242V240L113 241V239H111ZM138 238L139 239L141 238L140 241H138L139 240ZM153 238H154V240H153ZM173 238H174V240H173ZM24 239H26V240H24ZM47 239L48 240H51V241L53 239H55L56 242L55 241L54 242L53 241L52 242L51 241L49 242ZM58 239H61V240H58ZM80 239L83 240V241H80ZM94 239H95V241H94ZM134 239L135 240L137 239L136 240L137 243L135 242ZM46 240L49 243H45ZM84 240H86V241H84ZM107 240H109V241L107 242ZM127 240L128 241L130 240L131 242L130 241L128 242ZM87 241H89L88 242V243H90L89 245H85V244H87ZM141 241H143V242H141ZM161 241H163V242H161ZM183 241H185V242H183ZM57 242H58V244H57ZM77 242H79V245L81 246V250H80V246L78 244L76 245ZM82 242H84L85 244H82L81 245L80 243H82ZM113 242L115 243V245L112 247V245L114 244ZM120 242H121V244H120ZM50 243H52V244H50ZM53 243H54V245H53ZM95 243H96V245H95ZM103 243H104V245H102ZM161 243H163V244H161ZM61 244L62 245L64 244L66 246H64V245L61 246ZM137 244H138V246H139L140 249L137 248V246H135ZM141 244H142V246H141ZM45 245H47V246H45ZM55 245H59L60 246V249H59V246H57V248H56ZM121 245L125 246V249ZM148 245L151 246V247H149ZM40 246H42L41 247L42 250L39 248ZM51 246H53V247H51ZM94 246H95V248L98 247V249L97 248L95 249ZM115 246H116V248H115ZM120 246H121V249H120ZM161 246H163V247H161ZM49 247H50V249H49ZM65 247H67V248H65ZM51 248H53V249L51 250ZM78 248H79V251L80 252L78 251ZM86 248H88L90 251L89 250L87 251ZM112 248L115 251H113ZM126 248H128V249H126ZM133 248H134V250H133ZM67 249H70V250H67ZM108 249L110 251L111 250L112 251L110 252ZM117 249H118V251H117ZM187 249H188V251H187ZM54 250H55V252L56 251H59V253L61 251L62 252L60 254L57 252L58 253V255H57V253L53 252ZM64 250H65L66 253H64ZM82 250H86V252L84 251V255H83V251ZM137 250H139V252ZM142 250H143V252H142ZM146 250H147L148 253L149 252H152V253H149V255H148V253L146 252ZM67 251L72 256H70V254L68 255L67 254L68 253ZM124 251H126L127 253L124 252ZM39 252H42V253H39ZM73 252H75V253H73ZM113 252H115V253L117 252V253L114 255ZM128 252H129V254H128ZM192 252L194 253V255H192L193 254ZM205 252L207 253V255H206ZM43 253H44V255H43ZM94 253H95V255L97 254L98 256L97 255L95 256ZM106 253H109L110 255L109 254L106 255ZM119 253H120L121 256L120 255L118 256ZM156 253H157V255H156ZM159 253H161V254H159ZM150 254H151V259H150ZM51 255H52V257H51ZM73 255H74V258H73ZM99 255H100V258H99ZM112 255H114V256H112ZM54 256H55V258H54ZM86 256H88V257H86ZM124 256H126L127 258H125ZM154 256H155V258H154ZM48 257H49L50 260L48 259ZM79 257H80L81 260L79 259ZM89 257H92V259L89 258ZM147 257H148V259H147L148 260L147 261L148 263L145 262ZM69 258H71V259H69ZM87 258H89L90 261L87 260ZM207 258H209V259H207ZM213 258H215V260ZM228 258H229V260H228ZM125 259H126V261H125ZM141 259H142V261H141ZM149 259L151 260V262H149ZM111 260H113V262H111ZM131 260L132 261H136L137 260L136 261L137 263L136 262H133L132 263ZM129 261H130V263H127ZM139 261H141V262H139ZM108 263H106V264H108Z\"/></svg>",
	"mask_w": 264,
	"mask_h": 264
},
{
	"label": "bare ground",
	"instance_id": "bare-ground-1",
	"mask_svg": "<svg viewBox=\"0 0 264 264\" xmlns=\"http://www.w3.org/2000/svg\"><path fill=\"white\" fill-rule=\"evenodd\" d=\"M49 1H50V0H49ZM56 1H57V0H55V2H56ZM66 1H67V0H65V2H66ZM125 1H126V0H125ZM125 1H123L121 4H125V3H124ZM139 1H140V0H138V2H139ZM152 1H153V0H152ZM157 1H159V0H156V2H157ZM162 1H163V0H162ZM162 1H161V3H162ZM164 1H165V0H164ZM168 1H169V0H168ZM172 1H173V0H172ZM183 1H184V0H183ZM192 1H193V0H192ZM217 1H218V0H217ZM219 1H220V0H219ZM46 2H47V1H46ZM55 2H54V3H55ZM59 2H60V1H59ZM69 2H70V1L68 0V4H67V3H66V4H67V5H70ZM105 2H106V1H105ZM110 2H111V1H110ZM116 2H117V1H116ZM132 2H133V1H132ZM135 2H136V1H135ZM150 2H151V1H150ZM154 2H155V1H154ZM156 2H155V3H156ZM173 2H174V1H173ZM186 2H187V1H186ZM48 3H49V2H48ZM50 3H53V2H50ZM54 3H53V4H54ZM57 3H58V2H57ZM63 3H64V1H63ZM63 3H62V4H63ZM99 3L101 4V2H99ZM108 3H109V2H108ZM126 3H127V5H129V3H128L127 1H126ZM130 3H131V2H130ZM133 3H134V2H133ZM151 3H152V2H151ZM151 3H150V5L154 7V3H153V5H152ZM157 3H158V2H157ZM157 3H156V4H157ZM164 3H165V2H164ZM175 3H176V2H175ZM194 3H197V1L194 2ZM200 3H201V2H200ZM211 3H212V2H211ZM239 3H240V2H239ZM59 4H61V2L58 3V5H59ZM95 4H98L97 1H96ZM100 4H99V5H100ZM104 4H105V3H104ZM109 4H110V3H109ZM121 4H120V5H121ZM136 4H137V3H136ZM142 4H143V2H142ZM167 4H168V3H167ZM172 4H173V3H172ZM182 4H183V3H182ZM192 4H193V3H192ZM51 5H52V4H51ZM63 5H64V4H63ZM63 5H61V7H63ZM71 5H72V4H71ZM90 5H91V4H90ZM92 5H93V4H92ZM105 5H106V4H105ZM115 5H116V4H115ZM117 5H118V4H117ZM120 5H119V6H120ZM134 5H135V4H134ZM137 5H138V4H137ZM144 5H145V3H144ZM174 5H175V4H174ZM178 5H179V4H178ZM178 5H177V6H178ZM186 5H187V4H186ZM189 5L191 6V4H189ZM193 5H194V4H193ZM196 5H197V4H196ZM196 5H194V8H195ZM210 5H211V4H210ZM218 5H219V4H218ZM220 5H221V4H220ZM65 6H66V5H65ZM108 6H109V5H108ZM111 6H112V5H111ZM124 6H125V5H123V7H124ZM131 6H132V8H133V4H132ZM165 6H167V5H164V7H162L163 10H164V15H165L166 13H168V11L170 10V9H168V8H165ZM177 6H174V7H176V9H177ZM184 6H185V4H184ZM187 6H188V5H187ZM198 6H200V5H198ZM237 6H238V5H237ZM32 7H33V6H32ZM54 7H56V5H54ZM69 7H71V6H69ZM72 7H73V5H72ZM74 7H75V6H74ZM74 7H73V10H75ZM95 7H96V5H95ZM97 7H98V6H97ZM121 7H122V6H121ZM123 7H122V10L124 9ZM126 7H127V6H126ZM134 7H135V6H134ZM140 7H141V6H140ZM142 7H143V6H142ZM155 7H156V6H155ZM27 8H28V7H27ZM35 8H36V7H35ZM57 8L60 9V7H57ZM65 8H66V7H65ZM90 8H91V7H90ZM100 8H101V7H100ZM106 8H107V6H106ZM109 8H110V7H109ZM109 8H108V9H109ZM128 8H129V7H127V9H128ZM136 8H137V6H136ZM151 8H152V7H151ZM181 8H182V7H181ZM184 8H185V7H183V9H184ZM190 8H191V7H190ZM206 8H207V7H206ZM223 8H224V6H223ZM53 9H54V8H53ZM59 9H58V11H59ZM69 9H70V8H69ZM85 9H86V8H85ZM85 9H84V10H85ZM144 9H145V8H144ZM166 9H167V10H166ZM174 9H175V8H174ZM185 9H186V8H185ZM191 9L193 10V8H191ZM191 9H190V10H191ZM196 9H197V8H196ZM54 10H55V9H54ZM60 10H61V9H60ZM76 10H77V9H76ZM76 10H75V12H76ZM81 10H82V9H81ZM88 10H90V9H88ZM100 10H101V9H100ZM106 10H107V9H106ZM110 10H111V9H110ZM138 10H139V9H138ZM154 10H155V9H152V11H151L152 14H153V11H154ZM165 10H166V11H165ZM192 10H191V12H192ZM215 10H216V9H215ZM56 11H57V10H56ZM77 11H78V10H77ZM96 11H99V10L96 9ZM102 11H103V10H102ZM102 11H100V13H101ZM123 11L126 12V13H127V11H128V12L130 11V12H132V13H133L134 11H135L134 13H137V12L140 13V11H137V9L134 10V11H133V10L131 11L130 9L127 10V11H125V10H123ZM181 11H182V10H181ZM185 11H186V12H185L186 14L183 13L184 15H187L188 13H191V12H188V11H189V8H188V10L186 9ZM197 11H198V10H193L194 14L197 13ZM199 11L201 12V9H200ZM216 11H217V10H216ZM64 12H65V11H64ZM72 12H73V11H72ZM87 12H88V11H87ZM89 12L91 13V11H89ZM103 12H104V11H103ZM115 12H117V11H115ZM118 12H119V11H118ZM118 12L115 13V14H119V16H122V15H123V18H124V14H125V13L122 14V15H120L121 13H118ZM141 12H142L143 14H145L144 12H147V10H145L144 12L141 10ZM160 12H161V11H160ZM165 12H166V13H165ZM169 12H170V11H169ZM171 12H172V15H173L174 13L176 14V12L173 11V9H171ZM173 12H174V13H173ZM179 12H180V11H179ZM183 12H184V11H183ZM187 12H188V13H187ZM213 12H214V11H213ZM79 13H81V12H79ZM98 13H99V12H98ZM134 13H133V14H134ZM139 13H138L137 15H139ZM202 13H203V12H201V14H202ZM73 14H74V13H73ZM76 14H77V12H76ZM82 14H83V16L85 17V15H84V11H82V13H81V14H78V15H79V16H82ZM85 14H86V13H85ZM87 14H88V13H87ZM87 14H86V15H87ZM102 14H103V13H102ZM129 14H130V13H129ZM133 14H132V15H133ZM140 14H141V13H140ZM146 14H147V13H146ZM148 14H149V13H148ZM154 14H155V13H154ZM154 14L152 15L153 17H154ZM168 14H169V13H168ZM170 14H171V13H170ZM175 14H174V16H175ZM180 14H181V13H180ZM194 14H193V15H194ZM198 14H199V13H198ZM198 14H195V15H198ZM78 15H76V16L78 17ZM91 15H92V14H90V15L88 14V17L91 16ZM132 15H131V17H133V19L135 18V20H136V18H137L138 16L134 17L135 14H134V16H132ZM191 15H192V13H191L190 16H189L190 18L192 17ZM116 16H117V15H116ZM119 16H117L116 18H122V17H119ZM166 16H167V15H165L164 17H166ZM176 16H177V15H176ZM208 16H209V15H208ZM208 16H207V17H208ZM92 17H93V15H92ZM113 17L115 18V15H114V14H113ZM127 17H128V16H127ZM131 17H130V18H131ZM140 17H141V16H140ZM140 17H139V18H140ZM142 17H145V15L142 16ZM142 17H141V18H142ZM161 17L163 18V15H161ZM161 17H160V18H161ZM177 17H178V19H179V16H177ZM195 17H196V16H194L193 18H195ZM202 17H203V15H202ZM24 18H25V17H24ZM79 18H80V17H79ZM89 18H90V17H89ZM130 18H128V19L130 20ZM151 18H152V17H151ZM160 18H159V20H160ZM162 18H161V19H162ZM167 18H168V17H167ZM170 18H171V17H169L168 19L170 20ZM172 18H174V17L172 16ZM172 18H171V19H172ZM175 18H176V17H175ZM199 18H200V17H199ZM75 19L78 20V21L80 20V23H77V22H76V24H75V22H74L75 25H77V24H81V18H80V19L75 18ZM82 19H84V18L82 17ZM93 19H94V17H93ZM101 19H102V18H101ZM105 19H107V18H105ZM125 19H126V18H125ZM131 19H132V18H131ZM133 19H132V20H133ZM143 19H145V18H143ZM164 19H165V18H163L162 20H164ZM168 19H167V20H168ZM178 19H176V21H177ZM187 19H188V15H187V16H184V17L182 18L181 22L184 21V20L188 21ZM196 19H198V17H196ZM196 19H195V20H196ZM200 19H201V18H200ZM73 20H74V19H73ZM94 20H95V19H94ZM108 20H109V19H108ZM108 20H107V21H108ZM113 20L115 21V19H112V20L110 19V21L114 22ZM135 20H134V23H135ZM173 20H175V19H173ZM33 21H34V20H33ZM74 21H75V20H74ZM92 21H93V20H92ZM107 21H106V23H108ZM118 21H119V20H118ZM125 21H126V20H125ZM125 21H124V24H125ZM127 21H128V20H127ZM127 21H126V25H128ZM140 21H141V20L139 19V22H140ZM150 21H151V20H150ZM165 21H166V20H165ZM178 21H179V20H178ZM62 22H64V21H62ZM65 22H67V21H65ZM82 22H83V20H82ZM104 22H105V21H104ZM116 22H117V21H116ZM116 22H114V25L117 24V26H118V23H119V22H118V23H116ZM122 22H123V20H122ZM136 22H138V21H136ZM166 22H168V21H166ZM179 22H180V21H179ZM181 22H180V23H181ZM201 22H202V20H201ZM206 22H207V21H206ZM72 23H73V22H72ZM72 23H70V24H72ZM96 23H97V22H96ZM100 23H101V22H100ZM109 23H110V22H109ZM131 23H132V22H131ZM153 23H154V22H153ZM158 23H159V22H158ZM164 23H165V22H164ZM168 23H169V22H168ZM171 23H172V22H171ZM175 23H176L175 26L177 27V23H178V22H175ZM175 23H174V24H175ZM180 23H179V24H180ZM211 23H212V22H211ZM213 23H214V22H213ZM219 23H221V22H219ZM94 24H95V23H94ZM104 24H105V23H104ZM129 24H130V23H129ZM140 24H141V23H140ZM140 24H139V25H140ZM182 24H183V22H182ZM186 24H188V23H186ZM189 24H191V23H189ZM17 25H18V24H17ZM67 25H69V24H67ZM67 25H66V26H67ZM72 25H73V24H72ZM98 25H99V23H98ZM114 25H113V27H111V29L114 28ZM121 25H122V23H121ZM126 25H124V27H125ZM139 25H136V26H138V30L136 29L138 32H139V27L141 26V25H140V26H139ZM158 25H159V24H158ZM161 25H163V24L161 23ZM73 26H74V25H73ZM78 26H79V25H78ZM110 26H111V25H110ZM119 26H120V25H119ZM122 26H123V25H122ZM130 26H131V24H130ZM136 26H135V28H137ZM156 26H157V25H156ZM165 26H166V25H165ZM168 26H169V25H168ZM179 26H180V25H179ZM184 26H185V24L183 25V27H184ZM76 27H77V26H74L73 30H74ZM126 27H127V26H126ZM162 27H163V26H162ZM166 27H167V26H166ZM195 27H196V26H195ZM195 27H194V29H198V28H195ZM198 27H199V26H198ZM32 28H33V27H32ZM68 28H69V26H68ZM71 28H72V27H71ZM115 28H117V27H115ZM115 28H114V29H115ZM140 28H142V27H140ZM157 28H158V27H157ZM171 28H173L172 25H171L170 29H171ZM174 28H175V27H174ZM98 29H99V28H98ZM100 29H101V28H100ZM153 29H155V28H152V30H153ZM164 29H165V28H164ZM187 29H188V28H187ZM108 30H109V29H108ZM120 30H121V28H120L118 31L116 30L117 32H116V34L114 35V37L111 38L110 40H108L109 42L106 43V45H105L104 47H102V50L105 52V55H104V52L101 51V54H102V52H103L101 58L104 59V57L106 56V54H107V55H110L111 53H115L116 50H117L118 48H124V49H125L128 45H129V47H130V45H133V43H134V44L137 43L136 41H133V43H132V39H130V40L128 39L129 41L127 42V39H126V38H127L128 34H126V32H125V34L127 35V36L125 37V36L122 34V32H121ZM145 30H146V29H145ZM147 30H149V29H147ZM147 30H146V31H147ZM150 30H151V29H150ZM175 30H178V29H175ZM30 31H31V30H30ZM105 31H106V30H105ZM123 31H124V30H123ZM125 31H126V30H125ZM146 31H143V33L145 32V33H144V37L147 36ZM180 31H181V30H180ZM189 31H190V30H189ZM25 32H26V31H25ZM100 32H101V31H100ZM112 32H114V31H112ZM135 32H136V31H135ZM148 32L151 33L152 31H151V32L148 31ZM148 32H147V33H148ZM158 32H159V31H158ZM165 32H166V31H165ZM173 32H174V31H173ZM176 32H177V31H175L174 33H176ZM192 32H193V31H192ZM105 33H106V32H105ZM109 33H110V32H109ZM109 33H108V35H110ZM127 33H128V32H127ZM139 33H140V32H139ZM143 33H142V34H143ZM213 33H214V32H213ZM103 34H104V33H103ZM130 34L132 35V32H131ZM177 34H179V33L177 32ZM193 34H194V32H193ZM15 35H16V34H15ZM18 35H19V34H18ZM18 35L16 36V39H17L18 37L21 36V35H20V36H18ZM140 35H141V34H140ZM181 35H182V34H181ZM183 35H184V34H183ZM186 35H188V34H185V36H186ZM74 36H75V35H74ZM106 36H107V35H106ZM112 36H113V35H112ZM112 36H110V37H112ZM134 36H135V35H133V37H134ZM150 36H151V35H150ZM154 36H155V34H154ZM154 36H153L152 38H154ZM171 36H172V35H171ZM188 36H189V35H188ZM22 37H23V36H22ZM22 37H20V38H22ZM101 37H102V35H101ZM108 37H109V36H108ZM110 37H109V38H110ZM129 37H130V36H129ZM129 37H128V38H129ZM131 37H132V36H131ZM133 37H132V38H133ZM142 37H143V36H142ZM167 37H168V36H167ZM186 37H187V36H186ZM90 38H91V36H90ZM90 38H89V39H90ZM94 38H95V37H94ZM96 38H97V39H94V41H95V40L98 41V39H99V43H100V40H101V39H100L99 34H98V37H96ZM109 38H106V39H109ZM124 38H125V41H126V42L123 41ZM155 38H157V36H156ZM165 38H166V37H165ZM171 38H172V37H171ZM203 38H204V37H203ZM205 38H206V36H205ZM102 39H103V38H102ZM104 39H105V38H104ZM163 39H164V38H163ZM166 39H169V38H166ZM180 39H181V38H180ZM187 39H188V37H187ZM193 39H194V38H193ZM10 40H11V38H10ZM19 40H21V39H18V41H19ZM49 40H50V38H49ZM49 40H47L46 43H48ZM170 40H171V39H170ZM172 40H173V39H172ZM188 40H189V39H188ZM223 40H225V38H224ZM16 41H17V40H16ZM18 41H17V43H18ZM74 41H75V39H74ZM91 41H92V40H91ZM96 41H95L94 43H98V42H96ZM103 41H104V40H103ZM103 41H102V43H100L99 45L97 44L98 46H96V47H99L101 44H103ZM105 41H106V40H105ZM130 41H131L132 44H127V43H129ZM164 41H165V40H164ZM167 41H168V40H167ZM167 41H166V42H167ZM182 41H183V40H182ZM203 41H204V40H203ZM206 41H207V39H206ZM208 41H209V40H208ZM59 42H60V41H58V44H59ZM210 42H211V41H210ZM49 43H50V42H49ZM49 43H48V45L46 44V47L49 46V45H51V44H53V42H51V44H49ZM54 43H56V42H54ZM69 43H71V42L69 41ZM73 43H74V42H73ZM76 43H77V41L75 42V45H76ZM86 43H90V42H89V41H88V42H85L84 45H85ZM158 43H159V42H158ZM175 43H176V42H174V44H175ZM182 43H184V41H183ZM187 43H190V42H187ZM208 43H209V42H208ZM29 44H30V43H29ZM56 44H57V43H56ZM78 44H79V42H78ZM141 44H142V46H143L144 43H141ZM146 44H147V43H146ZM146 44H145V45H146ZM163 44H164V43H163ZM178 44H179V43H178ZM178 44H177V45H178ZM211 44H212V43H211ZM43 45H44V44H43ZM61 45H62V44H61ZM90 45H91V48H92V44H90ZM90 45L88 44L87 46L89 47ZM135 45H136V44H135ZM172 45H173V44H172ZM209 45H210V44H209ZM224 45H226V44H224ZM33 46H34V45H33ZM44 46H45V45H44ZM56 46H58V45H56ZM78 46H80V45H78ZM101 46H102V45H101ZM138 46H139V45H137V47H138ZM212 46H213V45H212ZM220 46H221V45H220ZM41 47H42V46H41ZM61 47H63V46H61ZM61 47H58V48H61ZM66 47H69V46H66ZM70 47H71V46H70ZM70 47H69V48H70ZM84 47H86V46H84ZM88 47H87V48H88ZM129 47H128V48H129ZM139 47L142 48L141 46H139ZM146 47H147V46H146ZM150 47H151V46H150ZM155 47H156V46H155ZM168 47H169V46H168ZM182 47L185 48V45H184V46L182 45ZM195 47H196V46H195ZM22 48L24 49V47H22ZM25 48H26V46H25ZM29 48H30V47H29ZM50 48H54V49H55L56 47H54V45H52V47H50ZM58 48H56V50H57ZM76 48H77V45H76ZM91 48H89V49L91 50ZM99 48H100V47H99ZM128 48H127V49H128ZM130 48H131V47H130ZM140 48H139V49H140ZM144 48H145V46H144ZM148 48H149V47H148ZM159 48H160V47H159ZM174 48H175V46H174ZM197 48H198V47H197ZM205 48H206V47H205ZM15 49H16V48H15ZM15 49H14V50H15ZM33 49H34V47H33L31 50H33ZM48 49H49V47H48ZM62 49H63V48H61L60 50H62ZM66 49H67V48H66ZM66 49H65V47H64V51H66ZM72 49H73V47H72ZM78 49H79V47H78ZM132 49H133V48H132ZM132 49H131V50H132ZM139 49H138V50H139ZM154 49H155V48L153 47V50H154ZM156 49H157V48H156ZM185 49H186V48H185ZM209 49H210V48H209ZM225 49H226V48H224V50H225ZM19 50H20V47H19ZM38 50H40V49H38ZM56 50H54V51L56 52ZM121 50H122V49H121ZM131 50H130V51H131ZM141 50H142V49H141ZM147 50H148V49L145 48V51H147ZM150 50H152V49L150 48ZM153 50H152V51H153ZM190 50H191V49H190ZM17 51H18V50H17ZM64 51H63V54H64ZM67 51L69 52V49H68ZM67 51H66V52H67ZM78 51H79V50H78ZM83 51H86V50H83ZM91 51H92V50H91ZM98 51H100V50H98ZM125 51H126V50H125ZM128 51H129V50H128ZM139 51H140V50H139ZM139 51H137V52H139ZM160 51H161V50H160ZM168 51H169V50H168ZM187 51H188V50H187ZM197 51H198V50H197ZM219 51H220V50H219ZM22 52H23V51H22ZM31 52H32V51H30V53H31ZM41 52H42V51H41ZM47 52H48V51H47ZM47 52H46V53H47ZM58 52H60V51L58 50ZM68 52H67V54H68ZM121 52H122V51H121ZM126 52H127V51H126ZM131 52L134 53V49H133V51H131ZM131 52H130V56L128 55L130 58L132 57V56H131V54H132ZM137 52H136V53H137ZM153 52H155V51H153ZM180 52H181V51H180ZM194 52H195V51H194ZM220 52H221V51H220ZM225 52H226V50H225ZM34 53L38 54L37 52H34ZM50 53H51V52L47 53L48 56H50V55L53 54V53H52V54H50ZM56 53H57V52H56ZM70 53H71V52H70ZM92 53H93V52H92ZM99 53H100V52H99ZM99 53L97 52V57H98V54H99ZM116 53H120V50H119V52H118V50H117ZM139 53L143 54L142 52H139ZM144 53H145V56H146V54H148L147 52H144ZM151 53H152V52H151ZM157 53H159V51H157ZM172 53H173V52H172ZM182 53H183V51H182ZM222 53H223V52H221V54H222ZM27 54H28V53H27ZM40 54H41V56H40V55H39V56H40L41 58L44 57V56L42 55V53H40ZM43 54H45V52H43ZM78 54H80V53H78ZM78 54H76V55H78ZM120 54H123V53H120ZM154 54H155V53H154ZM161 54H162V53H161ZM189 54H190V53H188V55H189ZM206 54H207V53H206ZM215 54L217 55V53H215ZM218 54H219V53H218ZM19 55H20V54H19ZM21 55H22V54H21ZM23 55H25V54H23ZM29 55H30V54H29ZM34 55H35V54H34ZM45 55H46V54H45ZM65 55H66V54H65ZM70 55H71V54H70ZM85 55H86V54H85ZM85 55H84V56H85ZM95 55H96V53H95ZM113 55H114V54H113ZM132 55L135 57V54H132ZM136 55H138V54H136ZM163 55H164V54H163ZM163 55H162V56H163ZM168 55H169V54H168ZM185 55H186V54H185ZM194 55H195V54H194ZM211 55H212V54H211ZM232 55H233V54H232ZM232 55H231V56H232ZM235 55H236V54H235ZM31 56H32V54H31ZM31 56H30V57H31ZM35 56H36V55H35ZM35 56H34V58H35ZM39 56H38V57H39ZM48 56H47V57H48ZM52 56H54V55H52ZM68 56H69V55H68ZM84 56H83V57H84ZM99 56H100V55H99ZM103 56H104V57H103ZM117 56H119V54H117ZM122 56H123V55H122ZM125 56H127V55H124V57H125ZM139 56H140V54H139ZM150 56H151V55H150ZM152 56H153V54H152ZM158 56H159V55H158ZM160 56H161V55H160ZM170 56H172V55L170 54ZM192 56H193V55H192ZM217 56H218V55H217ZM219 56H220V55H219ZM219 56H218V57H219ZM223 56H226V55H223V54H222V57H223ZM229 56H230V55H229ZM233 56H234V55H233ZM236 56H237V55H236ZM236 56H235V58H236ZM21 57H22V56H21ZM45 57H46V56H45ZM47 57H46V58H47ZM54 57H59V56H58V55H57V56L55 55ZM65 57H66V56H64V58H65ZM89 57H90V56H89ZM114 57H115V55H114ZM134 57H133V58L130 60V62L128 63V64H129L128 67H129V69H132L133 71H135V72L132 71L133 73H136V71H137V70L140 71V69H135V68H134V67L137 65L136 62L138 61V59H137V60L135 59V58H137V57H135V58H134ZM148 57H149V56H148ZM164 57H165V56H164ZM175 57H176V56H175ZM175 57H174V58H175ZM179 57H180V56H179ZM241 57H242V56H241ZM241 57H240V56L238 57V58H240L239 61L241 60ZM31 58H32V57H31ZM60 58H61V57H60ZM66 58H67V57H66ZM69 58H70V57H69ZM81 58H82V57H81ZM99 58H100V57H99ZM213 58H214V57H213ZM216 58H217V57H216ZM216 58H215V59H216ZM228 58H229V57H227V59H228ZM232 58H234V57H232ZM238 58H237V60H238ZM23 59H24V58H23ZM26 59H27V58H26ZM29 59H30V58H29ZM32 59H33V58H32ZM36 59H38V60H37L38 63L41 64V62H40L41 59H40V60H39V58H36ZM47 59H48V58H47ZM47 59H46V60H47ZM51 59H53V58H51ZM54 59H55V58H54ZM70 59H71V58H70ZM79 59H80V58H79ZM84 59H85V57L82 59L83 62H84ZM86 59H87V56H86ZM86 59H85V60H86ZM90 59H91V58H90ZM92 59H93V58H92ZM95 59H96V57H95ZM97 59H98V58H97ZM115 59H117V58H115ZM118 59H119V58H118ZM171 59H172V58H171ZM178 59H179V58H178ZM219 59H220V57H219ZM224 59H225V60H224ZM18 60H19V59H18ZM30 60H31V59H30ZM42 60H43V59H42ZM56 60H60V59H57V58H56V59L53 60V61H56ZM61 60H63V59H61ZM65 60H66V59H65ZM67 60H68V59H67ZM76 60H78V59H76ZM87 60H88V59H87ZM107 60H108V58H107ZM111 60H112V59H111ZM140 60H141V59H140ZM148 60H149V59H148ZM151 60H152V59H151ZM151 60H149V61H151ZM154 60H155V59H154ZM180 60H181V59H180ZM180 60H179V61H180ZM189 60H190V59H189ZM191 60H192V58H191ZM208 60H209V59H208ZM211 60H212V59H211ZM223 60H224L225 63H226V58H225V57L222 58V62H223ZM234 60H235V59H234ZM237 60H236V61H237ZM22 61H23V60H22ZM33 61H36V60L33 59ZM33 61H31V62H33ZM69 61L71 62V60H69ZM74 61H75V59H74ZM80 61H81V59H80ZM90 61H91V60H90ZM101 61H102V60H101ZM105 61H106V58H105ZM112 61H113V60H112ZM117 61H118V60H117ZM123 61H124V60H123ZM127 61H129V59H128ZM145 61H146V60H145ZM172 61H174V60H172ZM181 61H182V60H181ZM228 61H229V60H227V63H228ZM231 61L233 62L232 59H231ZM236 61H235V62H236ZM262 61H263V60H262ZM27 62H28V61H27ZM31 62L29 61V65H30ZM47 62H48V60H47ZM59 62H60V61H59ZM59 62H56V63H57V64H60L61 62H60V63H59ZM70 62H69V63H70ZM75 62H76V61H75ZM87 62H88V61H87ZM95 62H96V61H95ZM119 62H121V61H119ZM124 62L126 63V60H125ZM124 62H123V64H122V63H121V64L124 65ZM151 62H152V61H151ZM217 62H218V61H217ZM240 62H241V61H240ZM240 62H239V63H240ZM242 62H243V61H242ZM244 62H245V61H244ZM244 62H243V63H244ZM35 63H37V62H35ZM53 63H55V62H53ZM67 63H68V61H66L65 64L67 65ZM69 63H68V64H69ZM76 63H77V62H76ZM88 63H89V62H88ZM93 63H94V62H93ZM96 63H97V62H96ZM107 63H108V62H107ZM111 63H112V62H111ZM111 63H109V64L111 65ZM138 63H139V64H138V67H137V68H141V67H139V66H141V65H140L141 62L138 61ZM152 63H154V62H152ZM189 63H190V62H189ZM189 63H188V64H189ZM213 63H214V62H213ZM225 63H224V64H225ZM243 63H242L241 65H243ZM20 64H23V63L21 62ZM27 64H28V63H27ZM31 64H32V63H31ZM40 64H39V65L36 64L38 68H39ZM44 64H45V63H44ZM51 64H52V62H51ZM77 64H78V63H77ZM84 64H85V62H84ZM98 64H101V62L98 63ZM142 64H143V63H142ZM145 64H146V63H145ZM147 64H148V63H147ZM147 64H146V65H147ZM221 64H222V65H221ZM228 64H229V63H228ZM236 64H237V63H236ZM258 64H260V63H258ZM261 64H262V62H261ZM261 64H260V65H257V66H258V69H261V68H259V66H261ZM34 65H35V64H34ZM36 65H35V66H36ZM52 65H54V64H52ZM52 65H51V67H53ZM66 65H65V66H66ZM81 65L83 66V64H81ZM86 65H87V64H86ZM104 65H105V64H104ZM104 65H103V66H104ZM110 65H109V66H110ZM149 65H150L151 67H153V68H150V67H149V70H150V69L155 70L154 67H157V69L159 68L158 70H157V69H156V70L162 72V74L160 73V75L162 76L161 78L163 79V81H166L165 84H168V82H169L168 80L174 78V76L177 75L176 73H174V70H175V69L172 67L171 61H170L168 58H167V60L164 59L163 61H162V59H161L160 62H159V60H158V63H157V60H156V63H155V64H152V65L149 64ZM190 65H191V64H190ZM207 65H208V64H207ZM218 65L223 66V63H219ZM237 65H238V64H237ZM246 65H247V64H246ZM19 66L21 67L22 65H19ZM41 66H42L41 68H44V67H45L44 65H41ZM43 66H44V67H43ZM48 66H49V65H48ZM48 66H47V64H46V68H44V70H46ZM55 66H56V64H55ZM59 66H60V65H59ZM63 66H64V65H63ZM63 66H62V67H63ZM67 66L69 67V65H67ZM90 66H91V65H90ZM97 66L99 67V65H97ZM97 66H96V68H97ZM105 66H106V65H105ZM107 66H108V65H107ZM107 66H106V67H107ZM112 66H114L113 63H112ZM124 66H125V65H124ZM142 66H143V65H142ZM180 66H181V65H180ZM188 66H189V65H188ZM188 66H187V67H188ZM192 66H193V65H192ZM205 66H206V65H205ZM216 66H217V65H216ZM235 66H236V65H235ZM235 66H233V67H235ZM239 66H240V64H239ZM239 66H236L237 69H240V68L242 69V68H243V67L238 68ZM24 67H25V66H24ZM30 67H31V68H30ZM30 67H29V68L32 69L33 66L31 65ZM37 67H36V68H37ZM51 67H49V69H50ZM57 67H58V65H57ZM75 67H76V66H75ZM78 67H79V65L77 66V68H78ZM114 67L116 68L117 66H114ZM126 67H127V66H125L124 69H127V70H128V68H126ZM183 67H184V66H183ZM236 67H235V68H236ZM261 67H263V65H262ZM41 68H40V69H41ZM53 68H55V67H53ZM59 68H60V67H59ZM79 68H80V67H79ZM85 68H86V67H85ZM93 68H94V66H93ZM93 68H92V69H93ZM100 68H101V65H100ZM100 68H99V69H100ZM119 68H120V67H119ZM119 68H116V70L119 69ZM193 68H194V67H193ZM223 68H224V67H223ZM255 68H256V69H254V70L257 71L258 69H257L256 65H255ZM21 69H22V68H20L18 71H20ZM25 69H26V68H25ZM25 69H24V70H25ZM30 69H29V70H30ZM55 69H56V68H55ZM65 69H68V68L64 67V71H63V73H65ZM73 69H74V67H73ZM90 69H91V67H90ZM90 69H89V70H90ZM92 69H91V71H92ZM94 69H95V68H94ZM173 69H174V70H173ZM202 69H203V68H202ZM237 69H235V70H237ZM22 70H23V69H22ZM26 70H28V69H26ZM36 70H37V71H34V72L39 73L38 71H41V70H38V69H36ZM47 70H48V69H47ZM47 70H46V71H47ZM50 70H51V69H50ZM50 70H49V71H50ZM53 70H54V69H53ZM57 70H58V69H57ZM62 70H63V69H62ZM77 70H78V69H77ZM84 70H85V69H84ZM97 70H98V69H97ZM127 70H126V71H127ZM142 70H143V69H141V71H142ZM196 70H199V69H196ZM212 70H213V69H212ZM263 70H264V69H263ZM16 71H17V69H16ZM32 71H33V69L31 70V72H32ZM49 71H47V73H48ZM58 71H59V70H58ZM66 71H67V70H66ZM69 71H70V70H69ZM73 71H75V70H73ZM73 71H72V73H73ZM98 71H99V70H98ZM110 71H111V70H110ZM114 71H115V70H114ZM119 71H120V69L118 70V72H119ZM121 71H122V70H121ZM121 71H120V72H121ZM139 71H138V73H139ZM143 71H145V70H143ZM157 71H155V73H158ZM216 71H217V70H216ZM258 71H259V70H258ZM258 71H257V72H258ZM23 72H24V71H23ZM23 72H22V74H23ZM26 72H27V71H26ZM26 72H24V73H26ZM31 72L29 73V75L31 74ZM34 72H33V73H34ZM77 72H78V76L81 77V71H80V72L77 71ZM99 72H101V71H99ZM102 72H103V71H102ZM107 72H108V71H107ZM116 72H117V71H115L114 73L117 74ZM122 72H123V71H122ZM197 72H198V71H197ZM200 72H202V70H201ZM33 73H32V74H33ZM37 73H35V74L37 75ZM43 73H44V71H43ZM54 73H55V70H54ZM83 73H84V72H83ZM89 73H90V72H89ZM96 73H97V72H96ZM108 73H109V72H108ZM114 73H112V74L109 73V74H110V76H111V75H114ZM124 73H125V71H124ZM133 73H132V74H133ZM147 73H149V72H147ZM179 73L181 74L182 71H179ZM190 73H191V72H190ZM193 73H195V72H193ZM193 73H192V75H194ZM217 73H218V72H217ZM250 73H251V72H250ZM254 73H256V72H254ZM22 74L20 75V73H18V75H19L20 77L22 76ZM27 74H28V73H27ZM40 74H42V73H40ZM50 74H51V72H50ZM67 74H68V72H67ZM67 74H66V78H67V76L70 74V72H69L68 75H67ZM84 74H85V73H84ZM84 74H83V75H84ZM87 74H88V73H87ZM98 74H99V73H98ZM104 74H105V73H104ZM106 74H107V73H106ZM126 74L130 75V71H128V73L126 72ZM150 74H151V72H150ZM201 74H202V73H201ZM203 74H204V72H203ZM219 74L221 75L222 73H219ZM251 74H252V73H251ZM258 74H259V73H258ZM258 74H256V75H258ZM33 75H34V74H33ZM36 75H35V76H36ZM42 75H43V74H42ZM44 75H46V74H44ZM44 75H43L42 77H45ZM73 75H74V73L71 74V77H72ZM83 75H82V77H83ZM124 75H125V74H124ZM155 75H156V74H155ZM183 75H184V74H183ZM205 75H206V74H205ZM252 75H254V74H252ZM260 75H261V73H260ZM260 75H258V76H259V77H258V80H259V79L261 78V76H262V75H261V76H260ZM19 76H18V77H19ZM48 76H49V74L46 76L47 79H48ZM62 76H63V74H62ZM75 76H76V73H75ZM107 76L109 77L108 74H107ZM116 76H117V78H118L119 74L116 75ZM116 76H115V77H116ZM121 76H123V75H121ZM126 76H127V75L123 76L124 79H125ZM132 76H134V75H131V77H132ZM136 76H137V75H135V78H136ZM138 76H140V75H138ZM138 76H137V77H138ZM188 76H189V75H188ZM194 76L196 77V75H194ZM198 76H199V75H198ZM201 76H202V75H201ZM203 76H204V75H203ZM212 76H213V75H212ZM221 76H222V75H221ZM254 76H255V75H254ZM27 77H28V75H27ZM38 77H39V74H38ZM40 77H41V75H40ZM49 77H50V76H49ZM60 77H61V76H60ZM82 77H81V78H82ZM92 77H94V75H93ZM99 77H100V76H99ZM123 77H120V76H119V78H123ZM128 77H129V76H128ZM128 77H127V78H128ZM145 77H146V76H144V78H142V76H141L140 78H142V80L144 79V81H145ZM148 77H150V76L148 75ZM157 77H158V74H157ZM179 77H180V76H179ZM218 77H219V76H218ZM250 77H251V76H250ZM256 77H257V76H256ZM24 78H25V77H24ZM24 78H23V79H24ZM74 78H75L74 76H73V78H71V79L73 80V84H74L75 80H76V82H78V81L81 82V80L78 79V81H77V78H76L75 80H74ZM103 78H104V77H103ZM113 78H114V77H113ZM127 78H126V80H127ZM159 78H160V76H159ZM185 78H187L186 75H185ZM190 78L193 79L194 77L191 76ZM25 79H26V78H25ZM35 79H36V78H35ZM39 79H40V78H38V79H36V80H38V82H39ZM47 79H44V80L47 81ZM50 79H51V77H50ZM68 79H70V77H69ZM68 79H67V80H68ZM89 79H91V78H89ZM115 79H116V78H115ZM124 79H123V80H124ZM132 79H133V77H132ZM132 79H131V80H132ZM137 79H138V78H137ZM150 79H151V78H150ZM155 79H156V78H155ZM183 79H184V78H183ZM192 79H191V80H192ZM200 79L203 80L204 78H203V79L200 78ZM262 79H263V78H262ZM262 79H261V80H262ZM20 80H22V79L19 78V81H20ZM36 80H35V81H36ZM41 80H42V79H41ZM48 80H49V79H48ZM62 80H63V77H62ZM62 80H61V81H62ZM67 80H66V82H67ZM111 80H113V79H111ZM134 80H135V79H134ZM140 80H141V79H140ZM142 80H141V81H142ZM146 80H147V81H145V82H148L149 84L151 83L150 81H148L149 78H148V79L146 78ZM173 80H174V79H173ZM173 80H171V81H173ZM188 80H190V79H188ZM211 80H212V79H211ZM256 80H257V79H256ZM263 80H264V79H263ZM263 80H262V81H263ZM22 81H23V80H22ZM33 81H34V80H33ZM33 81H32V82H33ZM45 81H44V82H45ZM68 81H69V80H68ZM88 81H89V80H88ZM104 81H105V80H103L102 82H104ZM138 81H139V80H138ZM138 81H137V82H138ZM156 81H157V84H159L158 82H159L160 80H156ZM167 81H168V82H167ZM176 81H177V80H176ZM186 81H187V80H186ZM195 81H196V80H195ZM219 81H220V80H219ZM251 81H252V80L249 81L251 84L255 82L256 85H257V83H258V81H255V79H254V82H251ZM259 81H260V80H259ZM20 82H21V81H20ZM24 82H25V81H24ZM24 82H23V83H24ZM44 82L41 83V84L43 85ZM64 82H65V80H64ZM66 82H65V85H67ZM71 82H72V81H71ZM76 82H75V84H76ZM105 82H108V80L105 81ZM113 82H114V83H117V81H116V82L113 81ZM121 82H122V81H121ZM121 82L118 81L119 86H118V83H117V87H119V88H121V89L124 90V88H123L122 86L120 87ZM127 82H128V81H127ZM184 82H185V80H184ZM190 82H191V81H190ZM197 82H198V80H197ZM240 82H241V81H240ZM249 82L246 83V84H247V87H246L247 90H248V89H249V90H250V89L252 90L253 88L256 87V85H255V83H254L253 85H255V87H253V88H248V86L250 85ZM61 83H62V82H60V84H61ZM67 83H68V82H67ZM108 83H110V82H108ZM124 83H126V82H124ZM129 83H130V81H129ZM138 83H140V82H138ZM142 83H143V82H142ZM142 83H140L139 86H140ZM160 83H161V82H160ZM173 83H174V82H173ZM180 83H181V82H180ZM192 83H193V81H192ZM192 83H191V84H192ZM218 83H219V82H218ZM244 83H245V82H244ZM244 83H243V84H244ZM25 84H26V83H25ZM63 84H64V83H63ZM69 84H70V83H68V86H69ZM83 84H84V86H86V88H87V85H85V81L83 82ZM103 84L105 85L106 83H103ZM110 84H111V83H110ZM122 84H123V83H122ZM143 84H145V83H143ZM149 84H147V85H149ZM188 84H189V82H188ZM193 84H194V83H193ZM246 84H245V86H246ZM248 84H249V85H248ZM258 84H259V83H258ZM54 85H55V84H54ZM57 85H58V84H57ZM65 85H64V86H65ZM70 85H71V84H70ZM77 85H78V84H77ZM81 85H82V84H81ZM106 85H107V84H106ZM111 85H112V84H111ZM127 85H128V84H127ZM134 85H135V84H134ZM136 85H137V84H136ZM150 85H153V83L150 84ZM154 85H155V87H157V85H156L155 83H154ZM163 85H164V84H163ZM177 85H178V84H177ZM180 85H181V84H180ZM194 85H195V84H194ZM197 85H198V83H197ZM253 85H252V86H253ZM261 85H264V83L262 82ZM58 86H59V85H58ZM61 86H63V85H61ZM61 86H60V87H61ZM64 86H63V87H64ZM73 86H74V85H73ZM125 86H126V85H125ZM125 86H124V87H125ZM145 86H146V85H145ZM160 86H161V85H160ZM170 86H172L170 83H169L168 85H166V88L168 89V90H167V93H164V92H163L164 94L162 93V94H163L162 96H161L160 93L158 94V97L160 98V101H161V102L163 101V105H160L159 102H158L159 104H157V103H156V104L159 105V106H162V107H161V109H162V113H161L160 109L158 110V107H157L156 109H157V111H159V112H157V111L155 110L154 114L152 113L153 116L150 117V119H149V125H148V126H150V127H149V128H150L149 131H151L152 133H154V132L156 131V129L158 130V126H159L160 124H161V125H165V124H166V126H167V124L172 123V121H170L169 118H168V120H166V116L168 115V114H166V113H168L167 110H168V108H169V106H168V104H169V103H168V100L172 98V97L170 98V96H171L170 93L172 92V91L170 90V89H171ZM190 86H191V85H190ZM250 86H251V85H250ZM259 86H260V84H259ZM259 86H258V88H259ZM69 87H70V86H69ZM69 87H67V88H69ZM80 87H82V89H84L83 86H80V85H79V88H80ZM107 87H108V86H107ZM132 87H133V85H132ZM132 87H131V88H132ZM158 87H159V86H158ZM193 87H194V86H193ZM263 87H264V86H263ZM23 88H24V86H23ZM35 88H36V87H35ZM48 88H49V87H48ZM48 88H46V89H48ZM86 88H85V89H86ZM92 88H93V87H92ZM163 88H164V87H163ZM190 88H191V87H190ZM190 88H189V89H190ZM203 88H204V87H203ZM261 88H262V86H261ZM261 88H259V89H261ZM25 89H27V87H26ZM58 89H59V88H58ZM60 89H62V93H63V94H62V97H64V99H65L66 96H67V92L69 91V89H68V90L66 89V90H67L66 93L63 92V88H60ZM72 89H74V88H72ZM75 89H76V88H75ZM90 89H91V87H90ZM106 89H107V88H106ZM106 89H105V90H106ZM108 89H110V88H108ZM112 89H114V87H112ZM116 89H117V88H116ZM126 89H127V88H126ZM126 89H125V90H126ZM177 89H178V88H177ZM196 89H197V88H196ZM208 89H209V88H208ZM214 89H215V88H214ZM241 89H243V88H241ZM256 89H257V87H256ZM259 89H258V90H259ZM263 89H264V88H263ZM36 90H37V89H36ZM40 90H41V89H40ZM48 90H49V89H48ZM50 90H51V89H50ZM50 90H49V91H50ZM56 90H57V89H56ZM70 90H71V89H70ZM87 90H88V89H87ZM123 90H122V93H123ZM134 90H135V89H134ZM136 90H137V89H136ZM163 90H164V89H163ZM180 90H181V89H180ZM193 90H195V89L193 88ZM254 90H255V89H254ZM49 91H48V92H49ZM58 91H59V90H58ZM60 91H61V90H60ZM84 91H85V90H84ZM84 91H83V92H84ZM101 91H102V90H101ZM101 91H100V92H101ZM118 91H119V90H118ZM127 91H128V90H127ZM174 91H175V89H174ZM189 91H191V90H189ZM189 91H188V92H189ZM195 91H197V90H195ZM207 91H208V90H207ZM210 91H211V90H210ZM218 91H220V90H218ZM225 91H226V89H225ZM22 92H23V91H22ZM38 92H39V90H38ZM38 92H37V93H38ZM44 92H46V90H45ZM51 92H52V94H49V93H51ZM51 92H49L48 94L53 96V90H52ZM71 92H72V91H71ZM86 92H87V91H86ZM109 92H111V91H109ZM151 92H152V91H151ZM181 92H182V91H181ZM186 92H187V91H186ZM201 92H202V91H201ZM211 92H212V91H211ZM213 92H215V91H213ZM240 92H241V91H240ZM247 92H248V91H247ZM263 92H264V91H263ZM18 93H19V92H18ZM18 93H17V94H18ZM26 93H27V91H25V92L22 93L21 95L26 94ZM106 93H108V91H107ZM114 93H115V90H114ZM130 93H132V92H130ZM157 93H158V92H157ZM157 93L155 92V94H157ZM194 93H198V92H194ZM209 93H210V92H209ZM209 93H208V94H209ZM216 93H217V92H216ZM219 93H220V92H219ZM219 93H218V95H219ZM224 93H225V92H224ZM227 93H228V92H227ZM251 93H252V92H251ZM255 93H260V92L255 91ZM261 93H262V90H261ZM46 94H47V93H46ZM46 94L44 93V94H42V95H46ZM60 94H61V93H60ZM60 94H58V95H60ZM64 94H66V95L64 96ZM68 94H69V93H68ZM73 94H74V93H73ZM80 94H81V93H80ZM82 94H83V93H82ZM111 94H112V93H111ZM155 94H154V95H155ZM171 94H172V93H171ZM180 94H181V93H180ZM208 94H207V95H208ZM220 94H221V93H220ZM230 94H232L231 91H230ZM19 95H20V94H19ZM21 95H20V97L28 96L27 94H26V95H23V96H21ZM83 95H84V94H83ZM99 95H100V94H99ZM103 95H104V94H103ZM116 95H117V93H116ZM151 95H152V94H151ZM159 95H160L161 97H160ZM181 95H182V94H181ZM188 95H189V94H188ZM190 95H191V93H190ZM190 95H189V96H190ZM197 95H198V94H197ZM210 95H211V94H210ZM210 95H208V96H210ZM257 95H258V94H257ZM38 96H39V94H38ZM38 96H37V97H38ZM118 96H119V95H118ZM132 96H133V95H132ZM174 96H175V95H174ZM186 96H187V95H186ZM198 96H199V95H198ZM212 96H214V95H212ZM212 96H211V97H212ZM226 96H227V95H226ZM250 96H251V95H250ZM252 96H253V99L249 98V101H250V99H251L250 102L253 104V100H254V98L256 99V97H254V94H253V93H252ZM262 96H263V95H261V97H262ZM16 97H17V96H16ZM16 97H15V98H16ZM20 97H18L17 99H21ZM37 97H36V98H37ZM42 97H43V96H42ZM42 97L40 96V98H42ZM50 97H51V96H50ZM50 97H48V98H50ZM59 97H60V96H59ZM62 97H61V99H63ZM92 97H93V96H92ZM105 97H106V95H105ZM120 97H121V94H120ZM127 97H128V96H127ZM130 97H131V96H130ZM149 97H152V96L149 95ZM158 97H157V95H156L157 100H158ZM177 97H178V96H177ZM184 97H185V96H184ZM191 97H193V96L191 95ZM195 97H196V95H195ZM217 97H218V96H217ZM219 97H220V96H219ZM248 97H249V96H248ZM258 97H260V96L258 95L257 98H258ZM25 98H26V97H25ZM25 98H24V100H26ZM40 98L38 97L37 100H39ZM44 98H45V96H44ZM44 98H43L42 101H43L44 103H46V102L44 101V100H45ZM52 98H53V97H52ZM69 98H70V95H69ZM69 98H67V99L69 100ZM71 98H73V96H72ZM82 98H83V96H82ZM93 98H94V97H93ZM142 98H143V96H142ZM156 98H154V99H156ZM207 98L209 99V97H205L207 103L211 102V101H208ZM214 98L216 99V97H214ZM222 98H223V97H222ZM262 98H263V97H262ZM50 99H51V98H50ZM50 99H47V102H48V103H51V104H52V103L54 104V103H55V101H54L55 98L51 99L52 102H49ZM57 99H58V97H56V99H55V100L58 102L60 98H59L58 100H57ZM61 99H60L59 102H61ZM77 99H78V98H77ZM94 99H95V98H94ZM97 99H98V98H97ZM101 99H102V97H101ZM101 99H99V101H100ZM108 99L111 100V97L109 98V96H108ZM113 99H115V97H114ZM119 99H120V98H119ZM123 99H124V98H123ZM154 99H153V100H154ZM173 99H174V98H173ZM183 99H184V98H183ZM191 99H192V98H191ZM191 99H190V100H191ZM196 99H199V98H196ZM205 99H204V100L202 99V100H203V103H204V104H203L204 106L208 105V104H205V103H206V102H204ZM217 99H218V98H217ZM228 99H229V98H228ZM260 99H261V98H260ZM22 100H23V99H22ZM28 100H29V98H28ZM30 100H31V99H30ZM37 100H35V102H36ZM40 100H41V99H40ZM91 100H93V99L91 98ZM120 100H122V98H121ZM149 100H150V98H149ZM157 100H156V102H157ZM187 100H188V99H187ZM192 100H193V99H192ZM209 100H210V99H209ZM211 100H212V99H211ZM219 100H220V99H219ZM261 100H262V99H261ZM15 101H16V100H15ZM69 101H70V100H69ZM101 101H102V100H101ZM103 101H104V100H103ZM106 101L108 102L109 100L106 99L105 102H106ZM115 101H116V100H115ZM115 101H114V102H115ZM123 101H124V103H126V102H125L126 99H124ZM158 101H159V100H158ZM175 101H176V100H175ZM194 101H195V100H194ZM199 101H200V100H198V101H196V102L199 103ZM215 101H216V100H215ZM256 101H257V99H256ZM18 102L20 103L21 100H18V101H17V104H19ZM25 102H28V101H25ZM37 102H40V101H37ZM37 102H36V103H37ZM43 102H42V105L44 104ZM71 102H72V101H71ZM73 102L75 103V98L73 99ZM73 102H72V103H73ZM87 102H88V101H87ZM95 102H98V101L95 100ZM105 102H104V103H105ZM117 102H118V101H117ZM132 102H133V101H132ZM154 102H155V101H154ZM154 102H152L151 104H153ZM170 102H171V101H170ZM188 102H190V101H188ZM188 102H187V104H188ZM191 102H192V101H191ZM201 102H202V101H201ZM212 102H213V101H212ZM216 102H217V101H216ZM250 102H249V103H250ZM258 102H259V99H258ZM21 103H23V102H21ZM36 103H35V105H36ZM48 103H46L45 105L47 106ZM65 103H66V102H65V100H64V105H65V107H66L67 104H65ZM68 103H69V102H68ZM102 103H103V102H102ZM110 103H111V102H110ZM110 103H108V106L110 105ZM134 103H135V102H133L132 105H133ZM192 103H193V102H192ZM249 103H248V105L250 106L251 104H249ZM254 103L257 104V102H255V101H254ZM17 104H15V105H17ZM25 104H26V103H25ZM28 104H29V102H28ZM30 104H31V102H30ZM51 104H50V105H51ZM53 104H52V105H53ZM60 104L62 105L63 102H61ZM70 104H71V103H70ZM77 104H78V102H77ZM87 104H88V103H87ZM90 104H93V103L90 101ZM90 104H89V105H90ZM135 104H136V103H135ZM154 104H155V103H154ZM174 104H175V103H174ZM246 104H247V103H246ZM258 104H259V103H258ZM258 104H257V105L253 104V105L258 106ZM1 105H3V104H1ZM21 105H22V104H21ZM35 105H33V106L35 107ZM55 105H56V103H55ZM61 105H59V103H58V107H60ZM64 105H63V106H64ZM68 105H69V104H68ZM68 105H67V106H68ZM71 105H73V104H71ZM94 105L96 106V104H94ZM100 105H101V104H100ZM105 105H106V104H105ZM113 105H114V104H113ZM148 105L150 106V104H148ZM210 105H212V104L210 103ZM210 105H209L208 107H210ZM248 105H247V106H248ZM253 105L250 106V107H251V108H250L251 110H252L253 107H254V109L257 108V107H255V106H253ZM9 106H10V105H9ZM9 106H8V107H9ZM17 106H19V105H17ZM17 106H15V107H17ZM25 106H27V105H25ZM69 106H70V105H69ZM73 106H76V105H73ZM73 106H71L70 109H72ZM78 106H79V105H78ZM90 106H91V105H90ZM95 106L92 105V107H93L94 109L97 110V108H95ZM114 106H115V105H114ZM133 106H134V105H133ZM135 106H137V104H136ZM152 106H153V105H152ZM184 106H185V105H184ZM189 106H190V104H189ZM195 106L197 107V105H195ZM199 106H200V103H199ZM201 106H202V105H201ZM201 106H200V107H201ZM249 106H248V107H249ZM8 107H7V108H8ZM12 107L14 108L13 105L11 106V109H10V107H9V110H10V111L13 110ZM20 107H21V106H20ZM20 107H19V108H20ZM29 107L31 108L32 106H29ZM37 107H38V106H37ZM37 107H36V108H37ZM43 107L45 108V106H43ZM43 107L41 106V108H43ZM58 107H57V110H58ZM79 107H81V106H79ZM102 107H104V106L102 105ZM105 107H106V106H105ZM105 107H104V109H105ZM130 107H131V108H135V107H132V106H130ZM153 107H154V106H153ZM170 107H171V106H170ZM180 107H181V106H180ZM182 107H183V106H182ZM22 108H23V107H22ZM36 108H34V109H36ZM39 108H40V107H39ZM39 108H38V109H39ZM41 108L39 109V112H40V110H41V112H44V113H45L44 116H45V118H47L46 116H48V115L50 114L49 111L47 112V113H49V114L46 115L47 113L45 112V110L42 111ZM44 108H43V109H44ZM47 108H48V107H47ZM55 108H56V106H55ZM55 108H54V109H55ZM61 108H62V107H61ZM61 108L59 109V111L61 110ZM68 108H69V107H68ZM75 108H76V107H74L73 109H75ZM89 108H91V107H89ZM147 108H148V107H147ZM185 108H186V107H185ZM187 108H188V107H187ZM198 108H199V107H198ZM202 108H203V106L201 107V109H202ZM205 108H206V107H205ZM259 108H260V107H259ZM15 109H17V108H14V110H15ZM20 109H21V108H20ZM20 109H19V110H20ZM23 109H24V108H23ZM25 109H26V108H25ZM38 109L35 110V112H36V113H35L34 110H33V107H32V109H31V110H33V111H32V115H33L34 113H35L34 116H35V115H38V116H39V115H42L41 113H38V112H37ZM54 109H52V111H53ZM70 109H69V110H70ZM79 109H80V108H79ZM183 109H184V108H183ZM188 109H190V108H188ZM188 109H187V110H188ZM199 109H200V108H199ZM199 109H198V111H200ZM260 109H261V108H260ZM263 109H264V106H263ZM6 110H7V109H5L4 111H6ZM31 110H30V112H31ZM49 110H51V108H50ZM55 110H56V109H55ZM88 110H89V109H88ZM133 110H134V109H133ZM135 110H136V109H135ZM178 110H180V109H178ZM178 110H177V111H178ZM184 110H185V109H184ZM192 110L195 111L196 109L193 108ZM202 110H203V109H202ZM202 110H201V111H202ZM16 111H17V110H16ZM20 111H21V110H20ZM22 111H24V110H22ZM22 111H21V112H22ZM27 111H29L28 106H27ZM27 111H25V114H27V116H28V112H27ZM46 111H47V110H46ZM59 111H56V112H59ZM70 111H74V112H72V113L74 114L76 110H70ZM70 111H69V112H70ZM93 111H94V110H93ZM108 111H109V110H108ZM108 111H107V112H108ZM138 111H139V110H138ZM138 111H137V112H138ZM181 111H182V110H181ZM198 111H197V112H198ZM247 111H249V108H247ZM247 111H245V112H247ZM258 111L260 112L261 110H258ZM263 111H264V110H263ZM21 112H19V113H21ZM26 112H27V113H26ZM60 112H61V111H60ZM60 112H59L58 115L55 113V116H56V117H57V116L59 117V115L62 116L61 114H62L63 111H62L61 113H60ZM76 112H77V111H76ZM91 112H92V111H91ZM99 112H101V111H99ZM109 112H110V111H109ZM111 112H112V111H111ZM122 112H123V111H122ZM125 112H126V111H125ZM202 112L205 113V109H204ZM250 112H251V111H249V114H250ZM6 113H9V111H7ZM10 113H11V112H10ZM10 113H9V114H10ZM12 113H13V112H12ZM12 113H11V116L15 115V114H12ZM14 113H18V111H17V112H14ZM51 113H52V112H51ZM89 113H90V112H89ZM146 113H147V112H146ZM150 113H151V112H150ZM170 113H171V112H170ZM177 113H178V112H177ZM177 113H176V114H177ZM199 113H201V112H199ZM199 113H198V114H199ZM247 113H248V112H247ZM260 113H261V112H260ZM4 114H5V113H4ZM9 114H8V115H9ZM21 114H22V113H21ZM25 114L23 113V115H25ZM52 114H53V116H54V111H53ZM52 114H51V115H52ZM70 114H71V113L68 114V113L66 112V115H69V116H70ZM94 114H96V112H95ZM100 114H101V113H100ZM103 114H104V113H103ZM120 114H121V113H120ZM127 114L129 115V113H127ZM143 114H145V113H143ZM201 114H202V113H201ZM244 114H245V113H244ZM249 114H248V115H249ZM256 114H257V113H256ZM261 114H264V113L262 112ZM32 115H31V116H32ZM64 115H65V114H64ZM64 115H63V116H64ZM79 115H80V114H79ZM84 115H85V114H84ZM87 115H88V114H87ZM114 115H115V114H114ZM122 115H123V114H122ZM139 115H140V114H139ZM181 115H182V114H181ZM185 115H186V114H185ZM185 115H183L182 118H184ZM196 115H197V113H196ZM248 115L246 114L245 116H248ZM250 115H251V114H250ZM258 115H259V117H260V114H259V113H258ZM4 116H7V114H5ZM15 116H16V115H15ZM19 116H20V115H19ZM34 116H33V117H34ZM69 116H68V117L66 116V119L63 118L62 120L66 121L67 118H70ZM91 116H92V114H91ZM118 116H119V114H118ZM134 116H135V113H134ZM145 116H146V115H145ZM177 116H178V115H177ZM186 116H187V115H186ZM197 116H198V115H197ZM202 116H203V115H202ZM256 116H257V115H256ZM261 116H262V115H261ZM28 117L30 118V113H29V116H28ZM33 117H32V118H33ZM39 117H40V116H39ZM49 117H51V116H48V118H49ZM56 117H54V118H56ZM64 117H65V116H64ZM104 117H105V116H104ZM112 117H113V116H112ZM137 117H138V116H137ZM168 117H169V116H168ZM178 117H179V116H178ZM199 117H200V115H199ZM203 117H205V116H203ZM253 117H255V116L253 115ZM253 117H249L250 120H251V118H253ZM257 117H258V116H257ZM263 117H264V115H263ZM263 117H262V118H263ZM2 118H4L3 115H2V117H0V119H2ZM9 118H10V117L7 118V121L9 120ZM18 118H19V117H18ZM22 118H23V117H21V119H22ZM32 118H31V121H32V120H35V118H33V119H32ZM52 118H53V117H51V119H52ZM54 118H53V119H54ZM71 118H72V116H71ZM114 118H115V117H114ZM205 118H206V117H205ZM205 118H204V120L206 121ZM19 119H20V118H19ZM21 119H20V121H21ZM24 119H25V116H24ZM38 119H40V118L37 117V118H36V121H38ZM42 119H43V118H41V120H42ZM60 119H61V118H60ZM132 119H133V118H132ZM172 119H173V118H172ZM198 119H199V118H198ZM200 119L202 120L203 118H200ZM258 119H259V118H257V120H258ZM260 119H261V118H260ZM5 120H6V118H5ZM5 120H4V121H5ZM43 120H44V119H43ZM49 120H50V118H49ZM68 120H69V119H68ZM86 120H87V119H86ZM97 120H98V119H97ZM186 120H187V119H186ZM0 121H1V120H0ZM7 121H6V122H3V123L8 124ZM9 121H12V125H11L10 123L7 125V126L10 127V128H11L12 126L14 127L13 124L17 122L16 120H14V121H16V122L13 123L12 118H11V120H9ZM26 121H27V120H26ZM26 121H25V122H26ZM28 121H29V120H28ZM51 121H52V120H51ZM57 121H60V120H58V118H57ZM57 121H55V122L52 121V122L57 123ZM104 121H105V120H104ZM255 121H256V120H255ZM22 122H23V121H22ZM25 122H23V124H24ZM44 122H45V121H44ZM76 122H77V121H76ZM85 122H87V121H85ZM85 122H83V124H84ZM130 122H131V121H130ZM193 122H194V121H192V123H193ZM0 123H2V122H0ZM19 123H20V122H19ZM29 123L31 124L30 121H29ZM32 123H35V122L33 121ZM54 123H53V124H54ZM62 123H63V121H62ZM62 123H59V124L61 125ZM66 123H68V122H65V123H64L65 125H64V124L62 125L63 130H61L62 127L60 126V127H61L60 130L63 131V133H64V129H65L64 126H66V130H67V127L69 126V125H66ZM134 123H135V122H134ZM259 123H260V122H259ZM263 123H264V119H263V122L260 123V125L263 124ZM27 124H28V123H26V125H27ZM36 124H37V122L35 123V128H34V129H36V131L39 132L40 130L38 131L39 128L36 127V126H37ZM38 124H39V123H38ZM68 124H69V123H68ZM137 124H138V122H137ZM203 124H204V122H203ZM9 125H10V126H9ZM18 125H19V124H17V127H20V126H18ZM33 125H34V124H33ZM44 125H45V124H44ZM51 125H52V123H51ZM54 125H55V124H54ZM54 125H53V126H54ZM57 125H58V123H57ZM145 125H146V124H145ZM253 125H258V123L256 124V122H255V124L253 123ZM28 126H29V125H28ZM31 126H32V124H31ZM48 126H49V124L47 125V129H50V128H48ZM73 126H74V125H73ZM77 126H78V125H77ZM169 126H171V124H169ZM181 126H182V125H181ZM191 126H193V125H191ZM194 126H195V125H194ZM194 126H193V127H194ZM196 126H197V125H196ZM258 126H259V125H258ZM258 126H257V127H258ZM44 127H45V126H44ZM44 127H43V123H42V130H41V132H44V131H43V130H44ZM58 127H59V125H58ZM74 127H75V126H74ZM81 127H83V126H81ZM81 127H80V129H81ZM87 127H88V126H87ZM160 127H161V126H160ZM164 127H165V126H164ZM174 127H175V130H176V134H175L176 136H175V137L172 136V137L175 138V140H174L173 143H171V144L169 143V144H167L168 146H167V145H166V146H167V147H170L171 149H173V153L171 152V155H172L173 158L175 159V158H177V157L179 156L178 154H181V152H180V148H182V147L184 146L185 142H186V141H185V138H184V135H183L184 133L186 134V132H184V130H182V128H180L178 125H174ZM189 127H190V126H189ZM193 127H190V128H193ZM29 128H31V127H29ZM54 128H55V130H58V129H59V128L56 129V128H57L56 125L54 126ZM54 128L52 127L51 130L54 129ZM71 128H72V127H71ZM123 128H124V127H123ZM130 128H131V127H130ZM162 128H163V126H162ZM167 128H168V127H167ZM8 129H9V128H8ZM12 129H13V128H11V130H12ZM20 129H21V127H20ZM47 129H46V131H48ZM68 129H69L68 131L71 130V129H70V126L68 127ZM72 129H73V128H72ZM80 129H78V130H80ZM82 129H83V128H82ZM82 129H81V130H82ZM91 129H92V128H91ZM163 129H164V128H163ZM173 129H174V128H173ZM187 129H188V128H187ZM197 129H201V130H203V129L200 128L199 126H198ZM262 129H263V127H262ZM2 130H4V132L6 131V129H2ZM2 130H1V131H2ZM11 130H10V132H11ZM15 130H17V128H16ZM29 130H30V129H29ZM51 130H50V132H48V134L51 133ZM66 130H65V131H66ZM73 130H75V129H73ZM86 130H87V129H86ZM89 130H90V129H89ZM145 130H146V129H145L143 126L138 127V128H135L134 130H132L133 133L130 132V134H128L129 136L127 135L126 137H128V141H134V140L137 141V139L139 140V138L144 134V131H145ZM161 130H162V129H161ZM192 130H193V129H191V131H192ZM263 130H264V129H263ZM12 131H13V130H12ZM17 131H18V130H17ZM19 131H21V130H19ZM24 131H25V130H24ZM71 131H72V130H71ZM90 131H92V130H90ZM93 131H94V130H93ZM124 131H125V130H124ZM124 131H123V132H124ZM149 131H148V132H149ZM163 131H164V130H163ZM165 131H166V129H165ZM168 131H169V130H168ZM188 131H189V130H188ZM193 131H194V130H193ZM195 131H196V130H195ZM197 131H198V130H197ZM4 132H3V133H4ZM8 132H9V131H8ZM21 132H23V129H22ZM25 132H26V131H25ZM79 132H81V131H79ZM126 132H128V131H126ZM260 132H261V131H259V133H260ZM263 132H264V131H263ZM263 132H261V134L264 135ZM6 133H7V131H6ZM17 133H18L17 135L21 134V133H19V132H17ZM23 133H24V132H23ZM23 133H22V135H23ZM44 133H46V132H44ZM52 133H53V132H52ZM58 133H60V132L58 131ZM61 133H62V132H61ZM66 133H67V132H66ZM71 133H74V132H71ZM71 133H70V134H71ZM75 133H76V132H75ZM104 133H105V132H104ZM111 133H112V132H111ZM191 133H193V132H191ZM0 134H1V133H0ZM7 134H8V133H7ZM26 134H27V133H26ZM26 134H25V136H24L25 138H23V139H26V138H27L26 136L29 137V134H27V135H26ZM37 134H38V133H37ZM48 134H46V135H48ZM55 134H57V132L54 133V134H50V136H53V135H54V137H57V136L59 137L58 134H57V136H55ZM64 134H65V133H64ZM67 134H69V132H68ZM70 134H69V136L75 135V134H72V135H70ZM76 134H78V133H76ZM34 135H35V134H34ZM43 135H44V134H43ZM46 135H45V137H48V136H46ZM61 135H62V134H61ZM79 135H81V134L79 133ZM189 135H190V134H189ZM258 135H259V134H258ZM2 136L4 137V134H3ZM15 136H16V134H15ZM35 136H36V135H35ZM50 136H49V137H50ZM67 136H68V135H67ZM76 136H77V135H76ZM83 136H84V135H83ZM143 136H144V135H143ZM166 136H167V135H166ZM196 136H197V133H196ZM200 136H201V135H200ZM202 136H203V135H202ZM260 136H261V135H260ZM5 137H6V135H5ZM18 137H20V136H17V138H16V137H15V138L18 139V140H20V138H18ZM62 137H64L65 139H67L65 136H62ZM62 137H60V138H62ZM73 137H74V136L69 137L70 140L72 139V140H71V141H72V142H71V143H72V146H73V143H74V142H73V140H74ZM80 137H82V135H81ZM91 137H92V136H91ZM194 137H195V135H194ZM198 137H199V136H198ZM262 137H264V136H262ZM11 138H13V137H11ZM34 138H35V137L31 138V139H32L31 142L34 141V144H35V146H36L37 141H35ZM38 138H39V137H38ZM38 138H37V139H38ZM40 138H41V137H40ZM42 138H44V137H42ZM104 138H105V137H104ZM147 138H148V136H147ZM149 138H150V137H149ZM164 138H165V137H164ZM166 138H167V137H166ZM192 138H193V137H192ZM199 138H200V137H199ZM258 138H259V137H258ZM2 139H3V138H2ZM16 139H15V140H16ZM44 139H45V138H44ZM46 139H47V138H46ZM48 139H49V138H48ZM48 139H47V140H48ZM51 139L53 140L52 137H51ZM51 139H50V140H51ZM79 139H80V138H79ZM79 139H78V140H79ZM152 139H153V137L151 136V142H153ZM195 139H196V138H195ZM260 139H261V138H260ZM263 139H264V138H263ZM4 140H5V139H4ZM6 140H7V139H6ZM9 140H10V139H9ZM9 140H8V141H9ZM13 140H14V138H13ZM13 140L11 139L10 141L14 142ZM18 140H17V142H18ZM28 140H29V138H28ZM28 140H27V142H29ZM83 140H84V138H83ZM104 140H105V139H104ZM142 140H143V139H142ZM159 140H160V139H159ZM161 140H162V139H161ZM167 140H168V139H167ZM187 140H188V139H187ZM199 140H200V139H199ZM201 140H202V139H201ZM261 140H262V139H261ZM0 141H1V140H0ZM57 141H58V140H57ZM66 141H67V143L69 142L68 140H64V143H65ZM91 141H93V139H92ZM105 141H106V140H105ZM105 141H104V142H105ZM120 141H121V140H120ZM169 141H170V140H169ZM171 141H172V139H171ZM191 141H192V140H191ZM195 141H196V140H195ZM205 141H206V140H205ZM256 141H257V140H256ZM6 142H7V141H6ZM24 142H26V140H25ZM27 142H26V143H27ZM40 142H41V141L38 140V143H39V144H37V145H38L39 147H40ZM45 142H46V141H45ZM50 142H52V141H50ZM54 142H55V140H54ZM58 142H59V141H58ZM58 142H56L55 144L57 145ZM78 142H79V141H78ZM78 142H77V143H78ZM83 142H84V141H83ZM83 142H82V143H83ZM111 142H112V141H111ZM154 142H155V141H154ZM154 142H153V144L155 145ZM161 142H162V141H161ZM165 142H167V141H165ZM197 142H198V144H199V141H197ZM253 142H254V140H253ZM7 143H8V142H7ZM15 143H16V141H15ZM15 143H13V144H15ZM18 143H19V142H18ZM92 143H93V142H92ZM92 143H91V144H92ZM94 143H95V142H94ZM94 143H93V144H94ZM100 143H101V142H100ZM107 143H109V142H107ZM121 143H122V142H121ZM121 143L119 142V144H121ZM126 143L129 144V142H126ZM138 143H139V142H138ZM147 143H148V142H147ZM159 143H160V142H159ZM192 143H194V141H193ZM195 143H196V142H195ZM195 143H194V144H195ZM248 143H249V142H248ZM258 143H259V142H257V144H258ZM3 144H5V143L3 142ZM3 144H2V145H3ZM9 144H10V143H9ZM13 144H11V145H13ZM16 144H17V143H16ZM21 144L24 145L25 143H21V142H20L19 146L15 145V146H17V147H15V150H16V151H17L18 147H20ZM30 144L32 145V143H30ZM55 144H53V146H55ZM58 144L60 145V143H58ZM74 144H76V142H75ZM127 144H126V146H127ZM136 144H137V143H136ZM161 144H162V145H161ZM161 144H160V145L163 146V145H165L166 143H165V144L161 143ZM251 144H252V143H251ZM255 144H256V143H255ZM0 145H1V144H0ZM11 145H8V147L11 148ZM61 145H62V141H61ZM66 145H67V144H66ZM70 145H71V144H70V142H69V146H70ZM77 145H78V144H76L75 147H77ZM80 145H82L81 142H80ZM80 145H79V146H80ZM123 145H125V144H123ZM131 145H132V144H131ZM137 145H138V144H137ZM139 145H140V143H139ZM141 145H142V144H141ZM141 145H140V146H141ZM143 145H144L143 147H146V148H147L146 144H143ZM150 145H151V144H150ZM160 145H159V148L161 149V146H160ZM190 145H191V144H190ZM203 145H204V143H203ZM203 145H202V146L199 145V146L202 148L201 150H203ZM206 145L209 146V145H208V142L206 143ZM247 145H248V144H247ZM261 145H262V144H261ZM3 146H4V145H3ZM5 146H6V144H5ZM25 146H26V144L24 145V149L27 148V147H25ZM27 146H29L28 143H27ZM53 146H52V147H53ZM88 146H90V144H88ZM95 146H97V145H95ZM116 146H117V145H116ZM116 146H114V148H113V146H112V148L115 149ZM128 146H129V145H128ZM132 146H133V145H132ZM140 146H139V147H140ZM155 146L158 147V144H156ZM185 146H186V145H185ZM185 146H184V147H185ZM6 147H7V146H6ZM8 147H7V148H8ZM12 147H13V148H11V149H14V146H12ZM21 147H22V146H21ZM39 147H37V148H39ZM59 147H60V146H59ZM63 147H64V146H63ZM65 147H66V146H65ZM73 147H74V146H73ZM101 147H102V145H101ZM110 147H111V146H110ZM137 147H138V146H137ZM210 147H211V145H210ZM244 147H246V146L244 145ZM248 147H249V146H248ZM248 147H247V148H248ZM255 147H256V146H255ZM262 147H263V146H262ZM1 148H2V147H1ZM16 148H17V149H16ZM33 148H35V147H33ZM33 148L31 149V151L33 150ZM54 148H55V147H53V149H54ZM70 148H71V147H70ZM81 148H82V146H81ZM90 148H91V147H90ZM112 148H111V149H112ZM116 148H117V147H116ZM134 148H135V147H134ZM154 148H155V147H154ZM159 148H158V149H159ZM164 148H165V146H164ZM164 148H163V150H164ZM170 148H169V149H170ZM250 148H251V150H252V147H250ZM250 148H248V149H249V152H250ZM259 148H261V147H258L257 150H258ZM19 149H20V148H19ZM19 149H18V150H19ZM75 149H76V151H77V150H79L80 148H79V149L75 148ZM75 149H74V150H75ZM111 149H110V151H109V154L107 153V156H109V163H110V165H112V167H113V166H117V165H119V164L121 163V161H123V160H122V157H123L122 155H123V152L125 151V149H124V151H122V150L119 151V149H120L119 146H118V149H115V150H112V151H111ZM122 149H123V148H122ZM156 149H157V148H156ZM156 149H155V150H156ZM167 149H168V148H167ZM171 149H170V150H171ZM182 149H183V148H182ZM184 149H185V148H184ZM196 149H198L197 146H196ZM196 149H195V150H196ZM5 150H6V148H5ZM15 150H12V151H13V154H12V155H11V153H10V155L12 156V158H13L15 155L18 154L17 152H19V151H17V152L15 153V152H14ZM20 150H22V149H20ZM34 150H35V149H34ZM34 150H33V151H34ZM36 150H37V149H36ZM39 150H40V148H39ZM39 150H37V151H39ZM81 150H83V149H81ZM91 150H92V148H91ZM152 150L154 151V149H152ZM187 150H188V152H189V149H187ZM204 150H205V148H204ZM244 150L246 151L245 148H244ZM244 150H243V151H244ZM254 150H255V149H254ZM257 150H256V151H257ZM1 151H2V150H1ZM8 151H9V150H8ZM8 151H7V152H8ZM26 151H27V150H26ZM37 151H36V152H37ZM51 151L54 152V150H52V149H51ZM51 151L49 152L50 154H51ZM58 151H59V150H58ZM69 151L71 152V149H70ZM148 151H150V150H148ZM181 151H182V150H181ZM259 151H261V150L259 149ZM10 152H11V150H10ZM24 152H25V151H24ZM36 152H35V153H36ZM73 152H74V151H72L70 154H72ZM77 152H78V151H77ZM79 152H81V151H79ZM86 152H88V149L86 150ZM86 152L84 151V155L86 154ZM94 152H95V150H94ZM96 152H97V151H96ZM105 152H106V151H105ZM132 152L134 153V151H132ZM137 152H138V151H137ZM158 152H159V151H158ZM204 152H206V151H204ZM247 152H248V151H247ZM14 153H15V154H14ZM22 153H23V151H22ZM33 153H34V152H33ZM35 153H34V154H35ZM39 153H41V152L39 151ZM42 153H44V152L42 151ZM42 153H41V155H42ZM58 153H60V152H58ZM58 153H57V152H54L53 154H56V155H59V156L63 155L62 153H61V155L58 154ZM74 153H75V152H74ZM81 153H82V152H81ZM88 153H89V152H88ZM133 153H132V154H133ZM147 153H148V152H147ZM182 153H183V152H182ZM251 153H252V152H251ZM251 153H250V154H251ZM256 153H257V152H256ZM3 154H4V150H3ZM8 154H9V152H8ZM8 154H6V155H8ZM31 154H32V152H31ZM37 154H38V153H37ZM64 154L68 157V154H69V153H68V154H67V153H64ZM92 154H93V153H92ZM162 154H163V153H162ZM192 154H193V153H192ZM203 154H207V153H203ZM244 154H245V152H244ZM250 154H247V155L250 156ZM253 154H254V153H253ZM253 154H252V156H253ZM257 154H259V153H257ZM260 154H261V153H260ZM260 154H259V155H260ZM13 155H14V156H13ZM20 155H21V153H20ZM23 155H24V154H23ZM45 155H46V154H45ZM48 155H49V154H48ZM72 155H73V154H72ZM77 155H78V154H77ZM77 155L73 156L74 158H73L72 156H71V157H72L73 159H77V161H78L79 159H78V158H75V157H77ZM79 155H80V153H79ZM79 155H78V156H79ZM99 155H100V153H99ZM158 155H159V154H158ZM165 155H166V150H165ZM165 155H164V156H165ZM169 155H170V152H169ZM171 155L169 156V158H170V157L172 158ZM183 155H187V152H185V154H183ZM193 155H194V154H193ZM209 155H210V154H209ZM259 155H258V156H259ZM263 155H264V154H263ZM26 156H27V154L25 155V157H26ZM32 156H33V154H32ZM39 156H40V154H39ZM39 156H37L38 159H39ZM43 156H44V154H43ZM63 156H64V155H63ZM69 156H70V155H69ZM91 156H92V155H91ZM96 156H97V155H96ZM96 156H95V157H96ZM100 156H101V155H100ZM107 156H106V157H107ZM138 156H140V155H138ZM147 156H149V155H147ZM147 156H145V158H146ZM161 156H162V155H161ZM161 156H160V157H161ZM249 156H246V157H249ZM252 156H250V159L253 158ZM254 156H255V155H254ZM1 157H3V156H1ZM1 157H0V158H1ZM9 157H10V156L8 155L6 161H3V159H2L3 164H4V162L7 163L8 160H10V161L12 160V158L8 159ZM25 157H24V158H25ZM27 157H28V156H27ZM29 157H30V156H29ZM33 157H34V156H33ZM37 157L35 156V158H37ZM47 157H49V156H47ZM54 157H55V155H54ZM71 157H70V158H71ZM80 157H82V156H80ZM84 157H85V156H84ZM88 157H89V156H88ZM93 157H94V156H93ZM191 157H192V156H191ZM197 157H198V156H197ZM208 157H209V156H207V158H208ZM262 157H263V156H262ZM262 157H261V158H262ZM30 158H31V157H30ZM62 158H63V157H62ZM72 158H71V159H72ZM137 158H138V157H137ZM148 158H149V157H148ZM148 158H146V159H147V160H150V159H148ZM161 158H162V157H161ZM167 158H168V156L166 157V160H169V159H167ZM173 158H172V159H173ZM183 158H184V157H183ZM192 158H193V157H192ZM194 158H195V156H194ZM13 159H14V158H13ZM16 159H18V158L16 157ZM20 159L22 160L23 157L20 158ZM20 159H19L18 163L21 162ZM38 159H37V160H38ZM43 159L46 160L47 158L45 159V156H44V157L42 158V160H43ZM49 159H50V158H49ZM49 159H48V160H49ZM64 159H65V158H63V160H64ZM73 159H72V160H73ZM91 159H92V157H91ZM104 159H105V156H104ZM138 159H139V162L141 163V161H140V159H142L141 156H140ZM138 159H136V160H138ZM151 159H152V158H151ZM177 159H178V158H177ZM179 159H180V158H179ZM195 159H197V158H195ZM262 159H263V158H262ZM262 159H261V160H262ZM4 160H5V159H4ZM37 160H36V161H37ZM42 160H41V161H42ZM48 160H46V161H48ZM51 160H52V159H51ZM51 160H49V161H51ZM63 160H62V161H63ZM65 160H66V159H65ZM72 160H71V161H72ZM95 160H96V159H95ZM95 160L93 159L94 163H99V161H98V162H97V161L95 162ZM97 160H98V159H97ZM105 160H106V159H105ZM136 160H135V158H134V162H136ZM143 160H144V158H143ZM143 160H142V161H143ZM163 160H164V159H163ZM184 160H186V159H184ZM189 160H190V159H189ZM2 161L0 162V166H2V165H1V164H2ZM10 161H8V162L10 163ZM13 161H14V162H13ZM22 161H25V160H22ZM32 161H33V160H32ZM36 161H34V162L37 163ZM49 161H48V162H49ZM53 161H54V160H53ZM79 161H81V160H79ZM158 161H160V160H158ZM172 161H173V160H172ZM176 161H177V160H176ZM251 161H252V159L249 160V162H251ZM48 162H47L48 165L46 164V165H47V168L44 169L45 167H43V168H42V171H44V170H47L48 172L50 171V169L48 170V166H49V163H48ZM58 162H59V161H58ZM66 162H67V160H66ZM75 162H76V161H75ZM83 162H86V161L83 160ZM144 162H146V164H148L147 161L144 160ZM148 162H149V161H148ZM161 162H162V161H160L159 163L157 162V163H158L157 165H159V167H160V171H159V172H161V173L159 174V172H158L159 176L156 177V178H159V179L163 182L164 185H166V184L168 183V185H167L166 187L169 188V185H170V187H171V183L173 184V183L175 182V180H174V176H173V174L171 173V172H172V169H168V166H166V165H168V164H166L165 162H164V163H163V162L161 163ZM181 162H183V161H181ZM205 162H206V161H205ZM9 163H7V164H8L7 166L10 167V166H12V165H10V164H12V163H16V162H15V160H12V163H10V164H9ZM42 163H43V162H42ZM45 163H46V162H45ZM50 163H51V162H50ZM54 163L57 164V162H54ZM54 163H52V164L55 166L56 164H54ZM89 163H90V162H89ZM92 163H93V162H92ZM101 163H102V162H101ZM103 163H104V162H103ZM149 163H150V162H149ZM170 163H171V162H170ZM177 163H178V162H177ZM203 163H204V162H203ZM210 163H211V162H210ZM27 164H28V163H27ZM40 164H41V163H40ZM43 164H44V163H43ZM43 164H42V166H44ZM62 164H65V163L62 162ZM62 164H60V165H62ZM73 164H74V163H73ZM75 164L78 165L77 163H75ZM75 164H74V165H75ZM86 164H88V163H86ZM104 164H105V163H104ZM106 164H107V163H106ZM123 164H124V163H123ZM123 164H122L121 167H123ZM138 164H139V163H138ZM164 164H165V165H164ZM179 164H180V163H179ZM183 164H184V163H183ZM16 165L18 166V164H16ZM20 165L22 166V163H21ZM24 165H26V163L23 164V166H24ZM32 165H33V164H32ZM35 165H37L36 167H38V164H35ZM93 165H94V164H93ZM97 165H98V164H97ZM110 165H108V167H109ZM150 165L152 166L151 163H150ZM171 165H172V163H171ZM185 165H187V164H185ZM190 165H191V164H190ZM198 165H199V164H198ZM23 166H22V167H23ZM54 166H53V168H54ZM56 166H58V165H56ZM56 166H55V167H56ZM62 166H63V165H62ZM64 166H66V164H65ZM79 166H80V164H79ZM79 166H77V167H79ZM82 166H83V165H82ZM106 166H107V165H106ZM106 166L103 165V167H105V168H106ZM175 166H176V165H175ZM181 166H182V164H181ZM193 166H194V165H193ZM9 167H8V169H9ZM13 167H16V166H13ZM13 167H11V168H13ZM22 167H20V169H21ZM24 167H25V166H24ZM49 167L51 168V164H50ZM59 167H60V166H59ZM85 167H86V166H85ZM91 167H92V166H91ZM101 167H102V166H101ZM101 167H100V165H99V169H100ZM112 167H111V168H112ZM118 167H120V166H118ZM132 167H133V166H132ZM143 167H144V166H143ZM154 167H155V166H153V168H154ZM171 167H172V166H171ZM186 167H187V166H186ZM199 167H201V166H199ZM0 168H1V167H0ZM18 168H19V166H18ZM34 168H35V166H34ZM53 168H51V169L54 170ZM65 168H66V167H65ZM86 168H87V167H86ZM105 168H102V169H105ZM123 168H124V167H123ZM123 168L121 169V171H122V170L124 171L125 168H124V169H123ZM133 168H134V167H133ZM156 168H157V167H155V169H153V171H154V170L156 171V170H157ZM169 168H170V164H169ZM4 169H5V168H4ZM4 169H3V170H4ZM8 169H7V171H8ZM14 169H15V168H13V170H14ZM23 169H24V168H23ZM35 169H36V168H35ZM35 169H34V170H35ZM39 169H40V170H38L37 173H39V176H40V178H41V177H42V176L40 175V174H41V173H40V172H41V168L39 167ZM56 169H60V168H56ZM82 169H83V168H82ZM102 169H101V170H102ZM115 169H117L118 171L120 170V168L118 169L117 167H116ZM144 169H145V168H144ZM174 169H175V168H174ZM201 169H202V168H201ZM203 169H204V168H203ZM0 170H1V169H0ZM13 170H10L11 173H12ZM36 170H37V169H36ZM76 170H77V169H76ZM91 170H92V169H90L89 172H91ZM105 170H106V169H105ZM110 170H111V169H110ZM126 170H127V169H126ZM137 170H138V169H137ZM146 170H148V169L146 168ZM188 170H189V169H188ZM196 170H197V169H196ZM204 170H205V169H204ZM204 170H203V171H204ZM15 171H16V170H15ZM17 171L19 172L18 169H17ZM21 171H22V169L20 170V172H21ZM39 171H40V172H39ZM186 171H187V170H186ZM193 171H194V170H193ZM203 171H201V174L199 175V177L201 178V180H202V178H203V175H202V174L205 173V172L202 173ZM8 172H9V171H8ZM8 172H7V174H8ZM56 172H57V170L55 171V174H54V171H53V175H56ZM101 172H102V171H101ZM103 172H104V170H103ZM130 172H131V170H130ZM136 172H138V171H134L133 174H132V173H130V174H131V175H134V177L136 176V174H137V175H140V173H136ZM148 172H150V171L148 170ZM198 172H200V171L195 172V173H196V176H197ZM11 173H9V174H11ZM13 173H14V172H13ZM13 173L10 175V177H11V176H13V177L16 176V173H14L15 176L13 175ZM22 173H23V172H22ZM22 173H17V174H20V175H21ZM34 173L37 174L36 172H33V174H34ZM43 173H45V172H43ZM80 173H82V172H80ZM85 173H86L87 175H89L87 172H85ZM85 173H84V174H85ZM95 173H96V172H95ZM105 173H106V171H105ZM105 173H103V174H105ZM107 173H108V172H107ZM115 173H116V171H115ZM146 173H147V172H146ZM155 173H156V172H155ZM9 174H8V176H9ZM33 174H32V176L34 177ZM57 174H59V176H61V173H59V170H58V173H57ZM90 174H91V173H90ZM101 174H102V173H101ZM103 174H102V175H103ZM116 174H117V173H116ZM121 174H122V173H121ZM147 174H148V173H147ZM150 174H151V173H150ZM150 174H149V175H150ZM177 174H179V173H177ZM177 174H176V175H177ZM191 174H192V173H191ZM191 174H190V175H191ZM205 174H206V173H205ZM205 174H204V175H205ZM42 175H44V174H42ZM97 175L99 176V174H97ZM97 175H96V176H97ZM124 175H125V174H124ZM126 175L128 176V173H126ZM190 175H189V176H190ZM0 176L2 177L1 173H0ZM91 176H93V177L95 176V175H93V172H92V175H91ZM91 176H89V178H90ZM103 176L106 177V176H109V174H108V175L105 174V175H103ZM141 176H142V174H141ZM154 176H155V175H154ZM180 176H181V175H180ZM180 176H179V177H180ZM186 176H188V175L186 174ZM191 176H192V175H191ZM193 176H194V175H193ZM5 177H6V176H5ZM13 177H12V178H13ZM37 177H38V175H37ZM45 177L47 178L48 176L45 175ZM52 177H55V176H51V178H52ZM137 177H138V176H137ZM137 177H136V178H137ZM144 177H148V178H144V179L141 178V179H139V177H138V178L136 179V178H133V176L130 177V175H129L128 182H129L130 185H136V184H138V185H139V188H140V186H141V188H142V191H141V192H144L145 190H144V186H143V185H145V182L148 183V181L150 180V179H149L150 176H146V175H145ZM12 178H10V179H11L10 182H12ZM17 178H18V177H17ZM46 178H45V179H46ZM56 178H57V177H56ZM56 178H54V179L56 180ZM95 178H96V177H95ZM95 178H94V179H95ZM98 178L101 179L100 177H98ZM98 178L96 179V182L100 181ZM107 178H108V177H107ZM109 178H110V176H109ZM121 178H122V177H121ZM156 178H155V179H156ZM181 178H182V177H181ZM186 178H187V177H186ZM192 178H193V177H192ZM238 178H239V177H238ZM1 179H3V177H2ZM13 179H14V178H13ZM20 179H22V178L20 177ZM20 179H19V181H22V180H20ZM23 179H24V176H23ZM48 179L51 180L50 178H48ZM57 179H58V178H57ZM84 179H85V177H84ZM111 179H112V178H111ZM178 179H179V178H178ZM178 179H177V180H178ZM189 179H190V178H189ZM203 179H204V178H203ZM245 179H246V178H245ZM3 180H4V179H3ZM37 180H39V179H37ZM40 180H44L43 177H42ZM60 180H61V179H60ZM65 180H66L65 182H67L68 185H70V183L72 182V179H71L70 177H66ZM179 180H180V179H179ZM192 180H193V179H192ZM195 180H196V179H194V182H195ZM208 180H209V179H206V180H205V183H206V181H208ZM215 180H216V179H215ZM240 180H242V179H240ZM1 181H2V180H1ZM6 181H8V180L6 179ZM6 181H5V182H6ZM46 181H47V180H46ZM85 181H86V180H85ZM89 181H90V180H89ZM93 181L95 182V180H93ZM93 181H92V182H93ZM106 181H109V180H106ZM124 181H126V180H124ZM124 181H123V182H124ZM155 181L157 182V180H155ZM186 181H187V180H186ZM216 181H217V180H216ZM220 181H221V180H220ZM249 181L251 182V180H249ZM3 182H4V181H3ZM15 182L17 183V181H16V177H15ZM37 182H38V184H36V185H38V187L40 188L41 186H39V184L41 185V183H39V181H37ZM40 182H41V181H40ZM43 182H44V184H45V181H43ZM52 182H53V181H52ZM54 182H55V181H54ZM56 182H59V183H60L59 180H56ZM62 182H64V181L62 180ZM74 182H75V181H74ZM77 182H78V181H77ZM92 182H91V183H92ZM101 182H103V181H101ZM110 182H111V181H110ZM112 182H113V181H112ZM112 182H111L110 184H112ZM123 182H122V184H123ZM166 182H167V183H166ZM181 182H182V181H181ZM181 182H180V183H181ZM194 182H193V183H194ZM196 182H197V180H196ZM209 182H210V181H209ZM239 182H241V181H239ZM242 182H243V180H242ZM242 182H241V183H242ZM244 182H245V180H244ZM7 183L9 184V182H7ZM12 183H14V182H12ZM12 183H11V184H12ZM98 183H99V182H98ZM125 183H126V182H125ZM160 183H161V182H160ZM178 183H179V181H178ZM178 183H177V185H178ZM186 183H187V182H186ZM186 183H185V184H186ZM189 183H190V182H189ZM189 183H188V184H189ZM198 183H200V184L203 185L202 181H198ZM246 183H249V182L247 181V182H245V184H246ZM46 184H47V182H46ZM46 184H45V185H46ZM63 184H64V183H63ZM87 184H88V182H87ZM104 184H106V183L104 182ZM104 184H103V185H104ZM108 184H109V183H108ZM113 184H114V183H113ZM126 184H127V183H126ZM126 184H125V185H126ZM148 184H150V183H148ZM158 184H159V183H158ZM188 184H187V185H188ZM207 184H208V183H207ZM1 185H2V183H1ZM5 185H6V184H5ZM5 185H4V186H5ZM52 185H54V184H52ZM52 185H49V186H52ZM57 185H58V183H57ZM68 185H67V186H68ZM73 185H74V184H73ZM79 185H80V184H79ZM91 185H93V183H92ZM98 185H99V184H98ZM100 185H102V183H100ZM160 185H162V183H161ZM160 185H159V186H160ZM164 185H163L162 187H165ZM173 185H174V187L177 186V185L175 186V184H173ZM181 185H182V184H181ZM195 185H196V184H195ZM246 185H248V184H246ZM2 186H3V185H2ZM58 186H60V185H58ZM58 186H56V187L58 188ZM67 186H66V187H67ZM105 186H107V185H105ZM113 186H114V185H113ZM113 186H112V188H113ZM115 186H116V185H115ZM115 186H114V187H115ZM136 186H137V185H136ZM159 186H158V188L160 189L161 187H159ZM179 186H180V184H179ZM191 186H192V185H191ZM191 186H190V187H191ZM224 186H225V185H222L221 187H224ZM250 186H251V185H250ZM5 187H8V186L6 185ZM38 187H37V188H38ZM52 187H53V186H52ZM68 187H70V186H68ZM76 187H78V184H77ZM90 187H93V186H89V188H90ZM107 187H108V186H107ZM124 187H125V186H124ZM128 187H129V186H127V188H128ZM180 187H181V186H180ZM180 187H179V188H180ZM183 187H184V186H183ZM183 187H182V188H183ZM188 187H189V186H188ZM197 187H198V186H197ZM0 188H1V187H0ZM42 188H43V187H42ZM47 188H48V187H47ZM82 188H83V186H82ZM93 188H94V187H93ZM99 188H101V187H99ZM118 188H119V186H118L116 189L118 190ZM125 188H126V187H125ZM172 188H173V187H172ZM172 188H171V189H172ZM176 188H177V187H176ZM184 188H185V187H184ZM200 188H201V187H200ZM4 189H5V188H4ZM45 189H46V188H45ZM61 189H62V188H61ZM64 189H65V187H64ZM64 189H63V190H64ZM67 189H68V188H66V190H67ZM74 189H77V188H74ZM86 189H87V188H86ZM94 189H95V188H94ZM105 189L107 190V189H109V188H105ZM119 189H122V187H120ZM129 189L131 190V187H129ZM134 189H135V188H134ZM173 189H174V188H173ZM177 189H178V188H177ZM187 189H188V188H187ZM203 189H204V188H203ZM221 189H223V188H221ZM221 189H220V191H221ZM244 189H246V188H244ZM247 189H248V193H250L248 187H247ZM34 190H35V189H34ZM34 190H33V191H34ZM40 190H42V189L40 188ZM48 190H50V189H48ZM54 190H55V188H54ZM63 190H62V192H63ZM66 190H65V191H66ZM88 190H89V189H88ZM95 190H96V189H95ZM98 190H99V189H98ZM103 190H104V189H103ZM106 190H105V192H106ZM117 190H116V191H117ZM123 190H124V189H123ZM123 190H122V193H123L124 195H125L126 193H127V194H130L129 191L126 192V190H124V192H125V193H124ZM151 190H152V189H151ZM163 190H166V189L163 188ZM205 190H207V188H205ZM0 191H1V189H0ZM2 191H3V190H2ZM35 191L37 192V190H35ZM42 191H43V190H42ZM44 191H45V190H44ZM46 191H47V190H46ZM67 191H68V190H67ZM67 191H66V192H67ZM71 191H72V190H71ZM83 191H84V190H83ZM85 191H86V190H85ZM108 191H109V190H108ZM114 191H115V190H113V191H111V192H114ZM116 191H115V192H116ZM136 191H137V190H136ZM148 191L150 192V190H148ZM161 191H162V190H161ZM178 191H179V190H176V189H175L174 192H178ZM186 191H187V190H186ZM192 191H193V190H192ZM218 191H219V190H218ZM245 191H246V190H245ZM38 192H39V191H38ZM40 192H41V191H40ZM47 192H48V191H47ZM47 192H46V193H47ZM54 192H55V191H54ZM77 192H78V190H77L75 193H77ZM111 192H110V193H111ZM117 192H118V191H117ZM117 192H116L114 195L117 196V194H118ZM128 192H129V193H128ZM132 192H134V190L131 191V193H132ZM162 192H163V191H162ZM167 192H168V191H167ZM180 192H181V191H180ZM182 192H183V191H182ZM184 192H185V191H184ZM34 193H35V192H34ZM43 193H45V192H43ZM46 193H45L46 196L44 195V197H47V198H48V196L51 194V192H50L49 195H47ZM48 193H49V192H48ZM52 193H53V192H52ZM55 193H56V192H55ZM60 193H61V191H60ZM68 193H69V192H68ZM88 193L90 194L91 191L88 192ZM93 193H95V192H93ZM97 193H98V192H96V195H97ZM150 193H152V192H150ZM185 193H186V192H185ZM39 194H40V193H39ZM57 194H58V193H57ZM57 194H56V195H57ZM62 194H63V193H62ZM73 194H74V193H73ZM98 194H99V193H98ZM119 194H121V193H119ZM143 194H148V192H147V193H142V195H143ZM178 194H179V192H178ZM54 195H55V194H54ZM74 195H75V194H74ZM77 195H78V194H77ZM77 195H76V196H77ZM92 195H93V194L91 193V196H88L89 198H88L87 196H86L85 198H84L83 196H81V197H83V198H81V199H83V201H85V203L83 202L85 205L89 206V204H90L89 201L92 199L91 197H94V195H93V196H92ZM104 195H106V194H104ZM109 195H110V194H109ZM112 195H113V194H112ZM132 195H133V194H132ZM136 195H137V194H136ZM171 195H172V192H171ZM38 196H39V195H38ZM41 196H42V195H41ZM57 196H58V195H57ZM62 196H63V195H61V197H62ZM65 196H66V195H65ZM71 196H72V195H71ZM78 196H79V195H78ZM99 196H100V195H99ZM106 196L108 197V195H106ZM106 196H104V197H106ZM118 196H119V198H120V195H118ZM118 196H117V198H118ZM129 196H130V195H129ZM134 196H135V195H134ZM134 196H133V197H134ZM138 196H139V195H138ZM138 196H136V197H137V200H139L140 197H141V196H140V197L138 198ZM165 196H166V195H165ZM172 196H174V195H172ZM61 197H60V200H61L62 203H63V201H65V198H63V200H62ZM74 197H75V196H74ZM107 197H106V198H107ZM110 197H112V196H109L108 198H110ZM125 197H126V196H125ZM147 197L150 199L149 196H147ZM147 197L145 196L146 199H147ZM152 197H153V196H152ZM169 197H170V196H169ZM38 198H40V196H39ZM55 198H56V197H55ZM55 198H54V199L52 198L53 201H54V200L56 201ZM57 198H58V197H57ZM96 198H97V197H96ZM96 198H93V201H95ZM98 198H99V197H98ZM108 198H107V199H108ZM112 198H113V197H112ZM117 198H116V199H117ZM119 198H118V203L121 202V201H120L121 198H120V199H119ZM126 198H127V197H126ZM126 198H124V199L122 198V199H123V200H126ZM128 198H129V197H128ZM134 198H135V197H134ZM134 198H133V199H134ZM141 198H142V197H141ZM165 198L168 199V197H165ZM165 198H164V199H165ZM36 199H37V198H36ZM41 199H42V198H41ZM41 199H40V200H41ZM48 199H51V197L48 198ZM52 199H51V200H52ZM66 199H67V198H66ZM71 199H72V198H71ZM71 199H68V201L71 200ZM100 199H101V198H100ZM122 199H121V200H122ZM131 199H132V198H131ZM135 199H136V198H135ZM142 199H144V198H142ZM153 199H155V198L153 197ZM170 199H171V197H170ZM38 200H39V199H38ZM44 200H46V198H45ZM44 200H43V201H44ZM57 200L60 202L59 199H57ZM72 200H73V199H72ZM75 200H76V197H75ZM77 200H78V198H77ZM105 200H106V199H105ZM108 200H110L109 203H111V204L113 203V205H114V202L112 201L111 198L108 199ZM123 200H122V201H123ZM137 200H136V201H137ZM150 200H152V199H150ZM55 201H54V203L56 204V206H55V205H54V206L51 205V206H52V207H59V205H57V203H56ZM66 201H67V200H66ZM78 201H79V200H78ZM93 201H91V202H92V203H91V206H92V204H93ZM114 201H115V200H114ZM152 201H153V200H152ZM175 201H177V200H175ZM191 201H192V200H191ZM45 202H47V201H44V203H45ZM48 202H49V201H48ZM51 202H52V201H51ZM51 202H50V203H51ZM95 202H96V203H95V204H96V207H97L99 210L102 209V208H101V207H102V201L98 200V201H95ZM107 202H108V201H106V203H107ZM128 202L131 204L132 200H131V202H130V200H129V201H126L127 204H128ZM140 202H141V201H140ZM148 202H149V200H148ZM52 203H53V202H52ZM62 203H61V204H62ZM103 203H105V201H103ZM137 203H138V202H137ZM158 203H161V202H158ZM162 203H163V202H162ZM165 203H166V202H165ZM35 204H37V203H35ZM39 204H40V203H39ZM144 204H145V203H144ZM147 204H148V203H147ZM150 204H152V203H150ZM163 204H164V203H163ZM37 205H38V204H37ZM44 205H46V204H44ZM64 205H65V204H64ZM80 205H81V201H80ZM108 205H109V204H108ZM108 205H107L105 208H108V207L110 208L111 205H110V206H108ZM123 205H125V203H123L122 206H123ZM131 205H132V204H131ZM134 205H135V203H134ZM139 205H140V204H139ZM167 205H168V204H167ZM169 205L171 206L170 203H169ZM31 206H32V205H31ZM31 206H30V207H31ZM78 206H79V205H78ZM82 206H83V205H82ZM82 206H81V207H82ZM91 206H89L90 209H91ZM98 206H99V207H98ZM114 206H116V205H114ZM117 206H119V205H117ZM125 206H127V205H125ZM125 206H124V208H127L129 205H128L127 207H125ZM140 206H141V205H140ZM145 206L150 207L151 205H145ZM145 206H144V207H145ZM158 206H159V205H158ZM163 206H164V205H163ZM173 206H174V205H173ZM33 207H34V206H33ZM48 207H49V205H48ZM52 207H51V210H56V209H57L56 211H58V209H59V208H56V209L53 208V209H52ZM64 207H65V206H64ZM89 207H88V208H89ZM112 207H113V206H112ZM112 207H111L110 209H112ZM132 207H133V211L130 210ZM137 207H138V206H137ZM160 207H161V206H159V210H160ZM31 208H32V207H31ZM42 208H43V207H42ZM66 208H68V207L66 206ZM77 208H79V207H77ZM97 208H96V209H97ZM115 208H116V207H115ZM117 208H119V207H117ZM117 208H116L115 210H114V208H113V211H115L114 215H115V214H116V215L114 216L115 221L112 220V221L115 222V226H114V227H116L117 232H118V234H119V236H117V235H118V234H117V235L115 236V238H117L118 240L121 239V242L124 243V242H123V240H124L123 238L126 237V239H130V238H127V237L130 235L129 233L132 232V231H130V228H131V227H130V226L128 227V225H131V223H132L131 226H133L134 219H135V224H136V221L139 219V218H137L136 214L131 213V212H138V213H139L140 209H139V211H135V209H134L135 207H134V206H130V207H128L127 210H124V208H123V209H121V210H122V213H121V215H120V216H121V219H120V218H118V215H117V213H116V212L120 213L119 211H116ZM139 208H140V207H139ZM151 208H152V206H151ZM151 208H149V209L152 210ZM168 208H169V206H168ZM61 209H62V208H61ZM64 209H65V208H64ZM83 209H84V206H83ZM85 209H86V208H85ZM137 209H138V208H137ZM165 209H166V208H165ZM172 209L174 210V208H172ZM34 210H35V209H34ZM48 210H49V209H48ZM51 210H50V211H51ZM70 210H71V209H70ZM91 210H92V209H91ZM94 210H95V207H94ZM129 210H130L131 212H130ZM150 210H149V212H150ZM167 210H168V209H167ZM170 210H171V209H169L168 211H170ZM173 210H172V211H173ZM176 210H177V209H176ZM187 210H188V208H187ZM41 211H42V210H41ZM45 211H46V210H45ZM80 211H81V210H80ZM88 211H89V210H88ZM92 211H93V210H92ZM92 211H91V212H92ZM144 211H145V210H144ZM144 211H142V212H144ZM165 211H166V210H165ZM168 211H167V212H168ZM189 211H190V210H189ZM22 212H23V211H22ZM59 212H60V211H59ZM62 212H64V210H62ZM65 212H66V211H65ZM67 212H68V211H67ZM94 212H95V211H94ZM99 212H100V211H99ZM103 212H104V214L107 215V213H105V211H103ZM142 212H141V213H142ZM149 212H148V214H149ZM152 212H153V211H152ZM32 213H33V212H32ZM36 213H37V212H36ZM39 213H40V212H39ZM96 213H98V211H97ZM110 213H112V211H110ZM130 213H131V214H130ZM144 213H147V211L144 212ZM160 213H162V211H161ZM164 213H165V212H164ZM175 213H176V212H175ZM24 214H25V213H24ZM54 214H55V213H54ZM59 214H60V213H59ZM69 214H70V212H69ZM92 214H93V213H92ZM98 214H99V213H98ZM101 214H102V212H101ZM122 214H124V216H127L126 220L124 219V217L122 218ZM129 214H130V216H129ZM139 214H140V213H139ZM148 214H147V215H148ZM152 214H153V213H152ZM169 214H170V213H169ZM176 214H177V213H176ZM176 214H175V218L177 217ZM55 215H56V214H55ZM83 215H84V214H83ZM86 215H87V214H86ZM106 215H105V217L103 218L104 221H105ZM131 215H132V217H131ZM133 215H135V216L133 217ZM167 215H168V214H167ZM25 216H26V214H25ZM47 216H48V215H47ZM51 216H53V215H51ZM69 216H70V220H72V219H71V215H69ZM72 216H73V215H72ZM103 216H104V215H103ZM103 216H101V217H103ZM108 216H110V215H108ZM120 216H119V217H120ZM153 216H154V215H153ZM161 216H162V215H161ZM161 216H160V217H161ZM27 217H29V216H27ZM31 217H32V216H31ZM35 217H38V216L35 215ZM45 217H46V216H45ZM45 217H44V218H45ZM56 217L58 218V216H56ZM62 217H63V216H62ZM66 217H67V216H66ZM66 217H65V218H66ZM74 217H75V216H74ZM78 217H79V215H78ZM85 217H86V216H85ZM88 217H90V216H88ZM135 217H136V218H135ZM138 217H139V215H138ZM140 217H141V216H140ZM154 217H155V216H154ZM162 217H163V216H162ZM165 217H166V216H165ZM23 218H25V217H23ZM47 218L49 219V217H47ZM50 218H51V217H50ZM79 218H80V217H79ZM86 218H87V217H86ZM95 218L97 219V217H94V218H93V223H95V221H96V220L94 221ZM131 218H134V219H132L133 222L130 221ZM156 218H157V217H156ZM156 218H148V219H147V217H146V218L143 219V217H141V220L143 219V220H142V221H143V224L141 225V224L139 223V225H140V226H139L140 229H142V230L144 229V230H143L144 232H147V230L150 229V228H152V227L155 228V229L152 228V230H153V234H152V232H150V231H152V230H148V232H149V233L147 232V233H148V236L146 235V233H145V234L143 233V234L146 235V237H147V238H145V236L143 237L145 240L147 239V241H145V240H144V241H145V242H148V244H149V241H148L149 239H148V237L155 235L156 233H155L154 231H156L157 229H159V230L162 229L161 226H160L161 228H160L159 226H158V228H157V224H159V223H157V222H158L159 220L157 221ZM173 218H174V217H173ZM175 218H174V219H175ZM26 219H27V218H26ZM29 219H30V218H29ZM40 219H42V218H40ZM45 219H46V218H45ZM66 219H67V218H66ZM87 219H88V218H87ZM162 219H164V218H161V223L164 224L165 221H163V222H164V223H163V222H162ZM20 220L22 221V220H25V219H20ZM20 220H19V222H21ZM31 220H32V218H31ZM31 220H28V221H31ZM42 220H43V219H42ZM54 220H55V218H54ZM70 220H69V221H70ZM73 220H74V219H73ZM106 220H110V219H106ZM139 220H140V219H139ZM164 220H165V219H164ZM172 220H173V219H172ZM172 220H171V221H172ZM175 220H177V219H175ZM32 221H35V220L33 219ZM43 221H44V220H43ZM51 221H52V220H51ZM51 221H50V222H51ZM85 221H88V222H89V220H85ZM97 221H98V220H97ZM112 221H111V222H112ZM128 221L131 222V223H128ZM23 222H24V221H23ZM35 222H36V221H35ZM53 222H55V221H53ZM65 222H66V221H65ZM65 222H62L61 224L65 223ZM70 222H71V221H70ZM70 222H68V223H70ZM80 222H81V221H80ZM91 222H92V218H91ZM91 222H90V223H91ZM108 222H109V221H108ZM137 222H139V221H137ZM173 222H174V221H173ZM177 222H178V221H177ZM26 223H27V222H26ZM32 223H33V222H32ZM58 223H59V222H58ZM74 223H75V222H74ZM74 223H73V226H74ZM90 223H88V224H90ZM93 223H92V224H93ZM98 223H99V221L97 222V225H98ZM105 223H107V222H105ZM109 223H110V222H109ZM112 223H113V222H112ZM126 223H128V225H126ZM171 223H172V222H171ZM180 223H181V222H180ZM24 224H25V223H24ZM47 224H49V223H47ZM78 224H79V223H78ZM92 224H90V227H91ZM95 224H96V223H95ZM95 224H94V225H95ZM183 224H184V223H183ZM29 225H30V224H29ZM33 225H34V224H33ZM49 225H50V224H49ZM53 225H54V224H53ZM55 225H56V224H55ZM69 225H71V224H69ZM76 225H77V224H76ZM79 225H80V224H79ZM79 225H78V226H79ZM111 225H112V224H111ZM155 225H156V226H155ZM164 225H165V224H164ZM166 225H167V224H166ZM172 225L174 226V225H176V224H173V223H172ZM178 225H179V224H178ZM178 225H177V227H178ZM180 225H181V224H180ZM20 226L22 227V225H20ZM65 226H66V225H65ZM71 226H72V225H71ZM71 226H70V229H72ZM101 226H102V225H101ZM103 226H104V225H103ZM103 226H102V227H103ZM106 226H107V225H106ZM109 226H110V225H109ZM141 226H142V228H141ZM183 226H184V225H183ZM50 227H51V226H50ZM52 227H53V226H52ZM67 227H68V226H67ZM79 227H80V226H79ZM79 227H78V228H79ZM112 227H113V226H112ZM112 227H111V228H112ZM114 227H113V228H114ZM174 227H175V226H174ZM177 227H176V228H177ZM180 227H181V226H180ZM180 227H178L179 230H180ZM17 228H18V226H17ZM26 228H28L27 225H26ZM26 228H25V229H26ZM30 228H31V227H30ZM33 228H34V227H33ZM58 228H59V227H58ZM74 228H75V227H74ZM92 228H93V227H92ZM95 228H96V225H95ZM95 228H94V229H95ZM111 228H110V229H111ZM126 228H127V229L129 228V230H126ZM132 228L135 229V230L137 229V227H132ZM132 228H131V229H132ZM171 228H172V227H171ZM171 228H169V229H171ZM181 228H182V227H181ZM184 228H185V227H183L182 230H184ZM18 229H19V228H18ZM48 229H49V228H48ZM70 229H69V230H70ZM79 229H81V227H80ZM79 229H78V231H79ZM97 229H98V228H97ZM105 229H107V227H105ZM108 229H109V227H108ZM108 229H107V230H108ZM110 229H109V230H110ZM116 229H115V231H116ZM133 229H132V230H133ZM19 230H20V229H19ZM19 230H18V231H19ZM26 230H27V229H26ZM37 230H38V229H37ZM60 230H61V229H60ZM87 230H88V229H86V231H85V229H84L85 232H87ZM90 230H93V229L90 228ZM102 230H103V229H102ZM124 230H126V231L128 232V233L125 234V236H124V234H123V233L125 232ZM135 230H134L133 232H135ZM166 230H168V228H167ZM166 230H165V231H166ZM18 231H17V233H18ZM28 231H30V230H28ZM34 231H35V230H34ZM51 231H52V230H51ZM62 231H63V229H62ZM72 231H73V230H72ZM81 231H83V228L80 230V233H83V232H81ZM112 231H113V230H112ZM115 231H114L113 233H112V232H111V233L115 235V234H116ZM123 231H124V232H123ZM129 231H130V232H129ZM169 231H170V230H169ZM171 231H172V230H171ZM184 231H186V230H184ZM24 232H25V231H24ZM53 232H54V231H53ZM68 232H69V231L67 230V234H68ZM74 232H75V231H74ZM76 232H77V231H76ZM85 232H84V236H85ZM89 232H90V231H89ZM102 232H103V231H102ZM102 232H101V235L103 234ZM105 232H107V231H105ZM133 232H132V233H133ZM161 232H162V231H161ZM173 232H174V231H173ZM173 232H172V233H173ZM176 232H178V230H177ZM179 232H180V231H179ZM179 232H178V233H179ZM19 233H20V232H19ZM19 233H18V234H19ZM56 233H57V232H56ZM59 233H60V232H59ZM69 233H70V232H69ZM93 233H95V232H93ZM98 233H99V232H98ZM154 233H155V234H154ZM164 233H165V232H164ZM186 233H187V232H186ZM48 234H49V233H48ZM48 234H47V235H48ZM62 234H63V233H62ZM67 234H66V235H67ZM76 234H77V233H76ZM128 234H129V235H128ZM149 234H150V235H149ZM162 234H163V232H162ZM165 234H166V233H165ZM168 234H170V233L168 232ZM173 234H174V233H173ZM10 235H11V234H10ZM59 235H60V234H59ZM66 235L64 234V236H66ZM73 235H74V234H73ZM73 235H72V238L76 240L78 237L75 238V236H73ZM78 235H80V234L78 233ZM93 235H94V234H93ZM93 235H92V238L95 237V236L93 237ZM96 235H99V234L96 233ZM106 235H108V236H107L106 238H104V242H105V239H108V237H109V234H106ZM110 235H111V234H110ZM126 235H128V236H126ZM132 235H133V234H132ZM134 235H135V234H134ZM137 235H138V234H137ZM158 235H159V234H158ZM158 235H156L157 238H158ZM163 235H164V234H163ZM163 235H162V236H163ZM170 235H171V234H170ZM179 235H181V238H182V234L179 233ZM179 235H178V236H179ZM183 235H184V234H183ZM189 235H190V234L188 233V236H189ZM37 236H38V235H37ZM48 236H49V235H48ZM51 236H52V235H51ZM51 236H50V237H51ZM82 236H83V235L81 234V237H82ZM102 236H103V235H102ZM123 236H124V237H123ZM138 236H139V235H138ZM138 236H137V237H138ZM168 236H169V235H168ZM188 236H187V234H186V236H184L183 238L188 237ZM190 236H191V235H190ZM17 237H18V236H16V238H17ZM43 237L45 238V236H43ZM52 237L54 238L55 236H52ZM62 237H63V236H62ZM62 237H61V239H63V241H64V239H65V241H66V238H67V237H66V238H62ZM69 237L71 238V236H69ZM90 237H91V236H90ZM97 237H98V236H97ZM103 237H104V236H103ZM110 237H112V235H111ZM110 237H109V238H110ZM118 237H119L120 239H119ZM122 237H123V238H122ZM154 237H155V236H154ZM159 237H160V236H159ZM173 237H175V236L173 235ZM10 238H11V236H10ZM12 238H13V237H12ZM19 238H20V237H19ZM23 238H24V237H23ZM23 238L21 237V239H23ZM44 238H43L42 240H44ZM59 238H60V237H59ZM70 238H69V241H72V238H71V240H70ZM79 238H80V237H79ZM84 238H85V237H82L81 239H84ZM95 238H96V237H95ZM98 238H99V237H98ZM115 238H114V239L111 238V239H113V241L115 240V242H116V241L119 242V241H118L117 239H115ZM135 238H136V237H135ZM168 238L170 239V237H168ZM178 238H179V237H178ZM40 239H41V237H40ZM49 239H50V238H49ZM61 239H58V240H61ZM81 239H80V241H83V240H81ZM85 239H86V238H85ZM138 239H139V238H138ZM140 239H141V238H140ZM140 239H139L138 241H140ZM155 239H156V237H155ZM163 239H164V237H163ZM185 239H186V238H185ZM190 239H191V238H190ZM24 240H26V239H24ZM47 240H48V239H47ZM47 240L45 241V243H49V242L51 241V240H48L49 242H47ZM77 240H78V239H77ZM101 240H102V239H101ZM109 240H110V239H109ZM109 240H107V242H108ZM134 240H135V239H134ZM136 240H137V239H136ZM136 240H135V242H136ZM153 240H154V238H153ZM173 240H174V238H173ZM186 240H187V239H186ZM52 241L54 242L55 239H53ZM52 241H51V242H52ZM65 241H64V244L68 243L67 241H66V242H65ZM84 241H86V240H84ZM94 241H95V239H94ZM127 241H128V240H127ZM129 241H130V240H129ZM129 241H128V242H129ZM151 241H152V240H151ZM21 242H22V241H21ZM55 242H56V241H55ZM59 242H60V241H59ZM88 242H89V241H87V244H85L84 242H82V243H80V244H81V245H82V244L89 245L90 243H88ZM121 242H120V244H121ZM130 242H131V241H130ZM141 242H143V241H141ZM161 242H163V241H161ZM183 242H185V241H183ZM187 242H188V241H187ZM93 243H94V242H93ZM96 243H97V242H96ZM96 243H95V245H96ZM101 243H102V242H101ZM105 243H106V242H105ZM109 243H110V242H109ZM113 243H114V242H113ZM136 243H137V242H136ZM154 243H155V242H154ZM33 244H34V243H33ZM50 244H52V243H50ZM57 244H58V242H57ZM64 244H63V245H64ZM77 244L79 245V242H77L76 245H77ZM91 244H92V243H91ZM107 244H108V243H106V245H107ZM117 244H118V243H117ZM139 244H140V243H139ZM143 244H144V243H143ZM161 244H163V243H161ZM43 245H44V244H43ZM53 245H54V243H53ZM63 245L61 244V246H63ZM102 245H104V243H103ZM108 245H109V244H108ZM114 245H115V243L112 245V247H113ZM145 245H146V244H145ZM31 246H32V245H31ZM37 246H38V245H37ZM45 246H47V245H45ZM49 246H50V245H49ZM55 246H56V248H57V246H59V245H55ZM55 246H54V247H55ZM64 246H66V245H64ZM79 246H80V245H79ZM91 246H92V245H91ZM116 246H117V245H116ZM116 246H115V248H116ZM121 246H123V245H121ZM121 246H120V249H121ZM135 246H137V248H139L138 244L135 245ZM135 246H134V247H135ZM141 246H142V244H141ZM148 246H149V245H148ZM156 246H157V245H156ZM41 247H42V246H40L39 248L41 249ZM51 247H53V246H51ZM75 247H76V246H75ZM84 247H85V246H84ZM84 247H83V248H84ZM108 247H109V246H108ZM128 247H129V246H128ZM149 247H151V246H149ZM161 247H163V246H161ZM161 247H160V248H161ZM47 248H48V247H47ZM61 248H62V247H61ZM65 248H67V247H65ZM69 248H70V247H69ZM83 248H82V249H83ZM94 248H95V246H94ZM94 248H93V249H94ZM96 248L98 249V247H96ZM96 248H95V249H96ZM109 248H110V247H109ZM123 248L125 249V246H123ZM129 248H130V247H129ZM145 248H146V247H145ZM152 248H153V247H152ZM10 249H11V248H10ZM43 249H44V248H43ZM49 249H50V247H49ZM52 249H53V248H51V250H52ZM59 249H60V246H59ZM84 249H85V248H84ZM86 249H87V251L89 250L88 248H86ZM95 249H94V250H95ZM105 249H106V248H105ZM126 249H128V248H126ZM139 249H140V248H139ZM150 249H151V248H150ZM153 249H154V248H153ZM32 250H33V249H32ZM41 250H42V249H41ZM45 250H46V249H45ZM67 250H70V249H67ZM72 250H73V249H72ZM76 250H77V249H76ZM80 250H81V246H80ZM108 250H109V249H108ZM112 250H113V248H112ZM112 250H111V251H112ZM133 250H134V248H133ZM147 250H148V249H147ZM147 250H146V252H147ZM38 251H39V250H38ZM38 251H37V252H38ZM60 251H61V250H60ZM78 251H79V248H78ZM82 251H83V255H84V251L86 252V250H82ZM82 251H81V252H82ZM89 251H90V250H89ZM109 251H110V250H109ZM111 251H110V252H111ZM113 251H115V250H113ZM117 251H118V249H117ZM137 251L139 252V250H137ZM140 251H141V250H140ZM150 251H151V250H150ZM155 251H156V250H155ZM168 251H169V250H168ZM187 251H188V249H187ZM51 252H52V251H51ZM51 252H50V253H51ZM53 252H55V250H54ZM53 252H52V253H53ZM57 252L59 253V251H56L55 253H57ZM61 252H62V251H61ZM61 252H60V253H61ZM67 252H68V251H67ZM79 252H80V251H79ZM96 252H97V251H96ZM110 252H109V253H110ZM124 252H126V251H124ZM132 252H133V251H132ZM142 252H143V250H142ZM160 252H161V251H160ZM207 252H208V251H207ZM39 253H42V252H39ZM58 253H57V255H58ZM60 253H59V254H60ZM64 253H66L65 250H64ZM73 253H75V252H73ZM76 253H77V252H76ZM92 253H93V252H92ZM97 253H98V252H97ZM109 253H106V255H108ZM113 253H114V255H115L117 252H116V253L113 252ZM126 253H127V252H126ZM144 253H145V252H144ZM147 253H148V252H147ZM149 253H152V252H149ZM149 253H148V255H149ZM192 253H193V252H192ZM205 253H206V252H205ZM67 254L69 255L70 253L68 252ZM67 254H66V255H67ZM80 254H81V253H80ZM86 254H87V253H86ZM89 254H90V253H89ZM110 254H111V253H110ZM110 254H109V255H110ZM124 254H125V253H124ZM124 254H123V255H124ZM128 254H129V252H128ZM153 254H154V253H153ZM159 254H161V253H159ZM41 255H42V254H41ZM43 255H44V253H43ZM48 255H49V254H48ZM74 255H75V254H74ZM74 255H73V258H74ZM94 255H95V253H94ZM96 255H97V254H96ZM96 255H95V256H96ZM114 255H112V256H114ZM119 255H120V253L118 254V256H119ZM126 255H127V254H126ZM131 255H132V254H131ZM145 255H146V254H145ZM156 255H157V253H156ZM171 255H172V254H171ZM192 255H194V253H193ZM206 255H207V253H206ZM208 255H209V254H208ZM64 256H65V255H64ZM70 256H72V255L70 254ZM97 256H98V255H97ZM120 256H121V255H120ZM195 256H196V255H195ZM42 257H43V256H42ZM51 257H52V255H51ZM56 257H57V256H56ZM68 257H69V256H68ZM75 257H76V256H75ZM86 257H88V256H86ZM86 257H85V258H86ZM124 257L127 258L126 256H124ZM136 257H137V256H136ZM54 258H55V256H54ZM65 258H66V257H65ZM89 258L92 259V257H89ZM89 258H87V260H89ZM99 258H100V255H99ZM103 258H104V257H103ZM105 258H106V257H105ZM133 258H134V257H133ZM137 258H138V257H137ZM139 258H140V257H139ZM154 258H155V256H154ZM162 258H163V257H162ZM226 258H227V257H226ZM48 259H49V257H48ZM69 259H71V258H69ZM69 259H68V260H69ZM79 259H80V257H79ZM101 259H102V258H101ZM108 259H109V258H108ZM119 259H120V258H119ZM131 259H132V258H131ZM147 259H148V257L146 258V261H145V262L148 261ZM150 259H151V254H150ZM150 259H149V262H151ZM152 259H153V258H152ZM207 259H209V258H207ZM213 259L215 260V258H213ZM49 260H50V259H49ZM80 260H81V259H80ZM93 260H94V259H93ZM99 260H100V259H99ZM116 260H117V259H116ZM116 260H115V261H116ZM128 260H129V259H128ZM128 260H127V261H128ZM134 260H135V259H134ZM138 260H139V259H138ZM228 260H229V258H228ZM64 261H65V260H64ZM64 261H63V262H64ZM70 261H71V260H70ZM70 261H69V262H70ZM89 261H90V260H89ZM100 261H101V260H100ZM125 261H126V259H125ZM136 261H137V260H136ZM136 261H132V260H131L132 263H133V262H136ZM141 261H142V259H141ZM141 261H139V262H141ZM152 261L154 262V264H156L154 260H152ZM160 261H161V260H160ZM235 261H236V260H235ZM65 262H66V261H65ZM81 262H82V261H81ZM101 262H102V261H101ZM111 262H113V260H111ZM118 262H119V261H118ZM158 262H159V261H158ZM195 262H196V261H195ZM230 262H231V261H230ZM45 263H46V262H45ZM84 263H85V262H84ZM94 263H95V262H94ZM102 263H103V262H102ZM106 263H108V262L105 261V264H106ZM122 263H123V262H122ZM122 263H121V264H122ZM127 263H130V261L127 262ZM136 263H137V262H136ZM147 263H148V262H147ZM198 263H199V262H198ZM223 263H224V262H223ZM226 263H227V262H226ZM48 264H49V263H48ZM61 264H62V263H61ZM69 264H70V263H69ZM73 264H74V261H73ZM78 264H79V263H78ZM90 264H91V262H90ZM95 264H96V263H95ZM98 264H99V263H98ZM103 264H104V263H103ZM108 264H111L110 261H109ZM115 264H117V262H116ZM134 264H135V263H134ZM141 264H142V263H141ZM145 264H146V263H145ZM158 264H159V263H158ZM168 264H169V263H168ZM178 264H179V263H178ZM221 264H222V263H221ZM227 264H228V263H227ZM232 264H233V263H232ZM237 264H238V263H237Z\"/></svg>",
	"mask_w": 264,
	"mask_h": 264
}]
</instances>
